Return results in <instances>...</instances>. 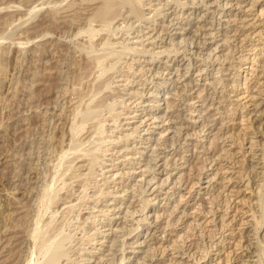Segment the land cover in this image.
Returning a JSON list of instances; mask_svg holds the SVG:
<instances>
[{
    "label": "rangeland",
    "instance_id": "obj_1",
    "mask_svg": "<svg viewBox=\"0 0 264 264\" xmlns=\"http://www.w3.org/2000/svg\"><path fill=\"white\" fill-rule=\"evenodd\" d=\"M31 1L32 0H0V6L2 7L4 5L3 8L0 7L1 8L0 9V28L3 27L2 29L4 31H5V29H4L5 27H6V30L8 29V31H6V32H4L3 30L0 29L1 30L0 31V261H1L0 264H22V263L24 264V263H26V261L28 259H34L36 257V253L33 252L34 248H30L32 245H34L33 239L32 238L29 239V237H31V236H28V235H29V232L31 233V231L33 229V228L32 229H29V228H31V226L33 227V224L36 223V220H38L37 217L39 216L41 211L43 212V214L42 213L40 214V215H42V217L39 216L40 217L39 218L40 223H43L46 221V219H49L52 216L51 214L57 213V215L56 214L55 215L58 218L61 217V221H60V219L58 220V218L55 217V220L56 219L58 220V221H55V225L60 226V224H63L62 227H64V228H62V231H63V229H65L64 230L65 232L63 231V233L65 234V236L68 235L67 236L68 239H67V237L65 239L68 241L70 238L72 239V240L70 239L69 243L65 239L63 241V247L65 248L66 251L69 250L70 253H68V251H67V257L68 258L67 257L62 258L61 263L64 260V262H67L68 264L69 263L72 264V262H73V264H82V263L83 264H94V263H97L99 258H100L101 262L99 261L97 264H105L106 262H107L106 264H108L109 261H110L109 264H118V263L119 264H164V263L165 264H175V263L176 264H195V263L196 264L197 263L198 264H210V263L211 264H217V263L223 264L225 261L226 262L224 264H226V263L227 264H233V263L234 264H249V263L250 264L251 263L257 264V260H258V258H260V256H261V260L264 262V259H263L264 258V234H263L264 233V229H263L264 228V219L262 220V223H260L261 225L260 224L258 225L260 227L259 230H258V226L255 227V224L253 223V222H255V221H253V219L256 218L257 216H259V214L261 213V210L264 208V204H263L261 209H260V205H258L259 195L261 196V192H263V194H264V189H263V187H264L263 186V184H264V182H263V179H264L263 178V176H264V170H263L264 169V161H263L264 160V155H263L264 154L263 153L264 152V148H263L264 147L263 146L264 145V133H263L264 132V113H263L264 112V83H263L264 82V71H263L264 70V66H263V63H264V58H263L264 57V8H263L264 7V0H253V1L252 0H224V1L223 0H193V1L192 0H165V1L164 0H146V1L142 0V7H143L142 10L144 11L143 12L144 16L146 15L145 18H141L139 20L135 19L134 16L132 17V15H130L128 13L127 9L124 8V9H122V12H121V15H123L122 16L123 18L120 15L118 17L119 19L117 18L118 20L117 19L115 20L116 23L115 22L113 23L115 26L118 24L121 27L115 31L116 34L109 35L110 36L109 37L106 32H100V31L96 32V34L94 35L95 36L94 41H95L97 46H101L100 43L103 42L104 39H107L108 37H109L108 39L111 38V40L113 41L112 42L110 40L111 43L113 44V46H115V48L118 46H119L118 48H121L120 43H122L123 41H125L128 46L134 47L136 45V47L139 49L141 48L142 43H144V44L141 48V52L137 51L135 53V51L133 52V50H129L127 52L122 53L123 55H122V57L120 56V58H121V59H119L120 61L116 60V62H114V61L110 62V63H112V66H113V68L111 69L112 70L111 71L112 72V74H111L112 78H110L112 83L109 87L110 89L107 88V89H105L106 91L105 90H103V92L101 91L100 95L102 98L101 97L100 98L103 100V102L106 101V103H111L112 104L111 107L113 108V106H114L113 111H115V112H113L112 109L108 110L107 107H105V108L103 107L104 109L101 108L102 110H100V111H103V113H102V117H100V116L98 117V120L103 122V128L105 129L103 132L104 133L103 134L104 139L100 142L101 146L99 145V142H97L98 145H97V143L90 144V146H93L94 148H96L95 152L100 154V156H98L99 154H97V157H98L97 161L98 162H97V164L94 165V170H96V171L91 175V177L86 178V176H85V173L87 172L86 163L83 160L84 158L78 157V158H76V160L74 159L73 163L75 166L74 169H75V171L77 170V174L79 176L77 174H75V176H72V174L67 173L66 174L67 177H63V178L66 181H69L68 183L63 178L59 179L56 177V171H55V173H53V171H54L53 169H55L56 166H54V164H52V163L54 162L56 164V162H57V166L62 163V161L59 159V157H60L59 150L61 151L62 149L67 148L68 142H70L69 138H71V136H70L71 133H70V129H69L70 126H68V125H70V121H69L70 119H71V122H72V119L74 120V116L70 117V115L72 113H73L72 115H74V112H73L74 111V109H73L74 104L72 105V103H74V99H73L74 93H72L73 89L69 88V86L73 84V81L75 82V73L77 71L78 66L80 65V62L82 65V63L85 61L84 53L83 52L81 53V51L79 49H77V47H79V44L84 42L87 38V35L84 34V32L82 33V30H81V33L84 34L85 39L82 37L83 35L79 34L77 31H78V29L79 30H80V28L83 29L86 26L84 20H85V17H87L88 12H89L88 10L86 11V9L90 7L91 2L86 5V4L82 3L83 1H86V0H82V1L81 0H78V1L73 0V3L77 1L76 2L77 4L76 3L74 4V9L78 12L77 13L75 10H72L73 12L71 10H68V11L63 10L64 12L62 11L64 6L66 7V5L69 4L68 2L72 3V0H69V1L68 0H62V1L61 0L60 1L59 0H55V1H53V0L52 1L51 0H42L40 2H38V0L37 1L34 0L32 2L33 6H30V5H32ZM63 1H64V3H63ZM41 2L43 5L41 4ZM43 2H45V3L49 2L48 6L44 5ZM79 2H81L82 4L81 3L79 4ZM165 2H167V3H165ZM5 3L7 5L10 3V5L7 6L8 8L5 6L6 5ZM25 3H26V5H25ZM38 3H40L41 5H39ZM13 4H14V6H12ZM28 4H30V5H28ZM34 4H36V5H34ZM37 4L43 8L40 9V7H37ZM58 4H60V5H58ZM64 4H66V5H64ZM83 5H85V6L81 7ZM15 6H17V7H15ZM26 6H28V7H26ZM51 6H55V9H57V8L61 9L63 7L61 10H59L62 12H59L58 9L56 12L54 7L52 8ZM4 7H6V8H4ZM18 7H21V8L18 9ZM76 7L77 8L80 7L79 8L80 10L79 9L77 10ZM153 7L154 8L157 7L158 9L157 8L154 9ZM179 7H181V8L179 9ZM34 8L37 10V12H34V10H31ZM82 8L84 9L83 11H81ZM39 9H40V11H38ZM50 9H52V10H50ZM153 9H154V11H153ZM53 10H55V12L58 14V16L53 12ZM156 10L157 11L159 10V12L158 13L155 12ZM23 11L24 12L27 11L28 13L27 12L24 13L25 16H27V17L25 18V16H23L24 20H22L23 21L22 22L21 19H23V17L21 15L23 14ZM30 11H33L34 13H31ZM191 11H192V13H191ZM67 12H72L73 14L68 13L70 15V16H68ZM75 12L77 13V15ZM124 12L128 13L127 17H126ZM149 12H151V14ZM154 12L156 15L154 14ZM201 12H202V14H201ZM26 13L29 15H27ZM53 13H54V16H57L56 17L57 22L55 20L56 18L54 19V18H52L54 16H51V15H53ZM74 13H75L76 17L74 15ZM30 14H33V16L34 15H36V16L33 17ZM61 14H62V16L64 15L63 18L69 17V18H66L69 21L66 19H62ZM83 14H87V15L85 16ZM163 14L164 15L166 14V15L164 16ZM71 15L74 16L75 18L74 17L71 18ZM147 15H149V16H147ZM151 15H153V16H151ZM157 15H158V17H157ZM28 16H32L34 19L31 17H28ZM174 16H175V18H174ZM241 16L242 17L245 16V17L242 18ZM50 17H51V20H50ZM151 17H152V19H151ZM60 18H61V20H60ZM146 18L148 20H146ZM25 19H27L29 22H27V20L25 21ZM71 19H73V21ZM232 19H233V21H232ZM64 20H66V22H64ZM120 20H122V21H120ZM130 20H132V21H130ZM136 20H137V23H136ZM225 20L227 22H225ZM82 21H84L85 26L83 25ZM129 21L131 24L129 23ZM148 21H151V22H148ZM244 21H245V23H244ZM58 22H60V23H58ZM123 22H126V23H123ZM134 22L137 25H135ZM22 23H25V24L23 25ZM70 23H72V24H70ZM122 23L125 24L124 27H123ZM127 23L129 26H127ZM18 24L20 26H17ZM78 24H80V25H78ZM244 24L246 25V27ZM6 25H9V26H6ZM12 25L14 26V28ZM79 26H80V28H79ZM242 26H244V27H242ZM127 27H130V28L127 29ZM126 29H127V31H126ZM129 29H132V30H129ZM160 29H162V30L160 31ZM11 30L12 31L14 30L13 34L10 33ZM128 30L131 31L130 34H128L129 33ZM144 31H145V33H144ZM156 31H157V33H156ZM1 32H3V34ZM7 32H9V36H11V34H12V37L14 39L11 37H7L8 36L6 34ZM126 32H128V33L126 34ZM235 32H236V34H234ZM41 33H42V35H41ZM118 33H120V34H118ZM139 33H140L141 37H139ZM209 33H210V35H209ZM1 34L3 36L7 35L6 37H4L5 40L3 39ZM39 34H40V36H39ZM145 34H146V36H145ZM211 34L213 35L212 37H211ZM36 35L39 37H37ZM117 35H118V37H120V39L117 37ZM127 35L130 37H128ZM41 36H42V38H41ZM96 36H97V38H96ZM115 36H116V39H114ZM191 36H193L194 38ZM224 36L226 37V39H229V40L224 39L225 38ZM242 36L243 37L247 36V38L246 39L244 38V40H243ZM250 36H252V37H250ZM7 38H9V39H7ZM16 38L19 40H17ZM20 38L22 40H20ZM23 38L26 40H24ZM80 38L81 39L83 38V40H81ZM101 38H104V39H101ZM140 38L143 41V42L141 41L142 43H140V40H141ZM186 38H188L189 41ZM98 39H99V42H98ZM100 39H101V41H100ZM131 39H134V41L132 40V42H131ZM168 39L170 40V42ZM1 40H2V42H1ZM12 40H14V42H12ZM15 40H17V41H15ZM23 40L26 42L25 44H24V42H21ZM77 40H78V42L81 40V42L78 43ZM116 40H117V42H115ZM127 40H130V41H127ZM149 40H151L150 45H149ZM136 41H138V42H136ZM181 41L184 43H182ZM190 41H191V43H189ZM125 42H123V43L125 44ZM152 42H154V43H152ZM223 42H224V44H223ZM20 43L23 44L24 47ZM115 43H117V44H115ZM171 43L173 46L170 45ZM226 43H228V44H226ZM18 44H20V46ZM155 44H158V45H155ZM184 44H185V46H184ZM165 46H167L166 47L167 54H166V52H164ZM198 46H200V48ZM118 48H116L115 50H119ZM230 48H232V49H230ZM193 49H194V52H193ZM225 50H227V51H225ZM228 50L230 53L228 52ZM78 52H80V53H78ZM147 52H149V53H147ZM239 52H241V53H239ZM236 53H238V54H236ZM222 54H225V55L222 56ZM227 54H230L231 56L227 55ZM133 55H134V58H133ZM159 55H161V57ZM198 55H200V56H198ZM126 56H128V57H126ZM214 56H216V57L214 58ZM241 56H242V58H241ZM80 57H81V59L83 57L82 61H79ZM200 57H202V58H200ZM188 58H190V59H188ZM71 59H73V60H71ZM242 59H244V60L242 61ZM121 60L123 63L121 62ZM77 61L79 62V65L76 64V63H78ZM118 61H119V63H118ZM127 61H129V63ZM131 62H133V63L131 64ZM119 64H121V65H119ZM127 64H129V66ZM130 64L133 66L132 68H131ZM118 65H119V68H118ZM122 65H124V66H122ZM233 66H235V67H233ZM129 67L132 69V71ZM201 67H203V68H201ZM116 68H118V69L116 70ZM180 68H182V69H180ZM126 69L128 70V72L131 71V74L128 72L126 73V71H127ZM129 69H130V71H129ZM136 69H138V70H136ZM183 69H185V70H183ZM186 69H188V71ZM221 69L222 70L224 69L225 71L224 70L222 71ZM113 70H116L117 73H116V71H113ZM118 70L120 71V73H118L119 72ZM136 71H138V73H136ZM124 72L126 73V75H124L125 74ZM67 73H69V74H67ZM184 73H186V74H184ZM140 74H142V75L140 76ZM119 75H120V77H119ZM68 76H70V78H68ZM123 79L124 80L126 79V80L124 81ZM176 79H178V80H176ZM219 79H222V80L218 81ZM130 80H131V82H130ZM233 80H234V82H233ZM221 81L223 82V84ZM122 82L124 84L125 83H127V84L123 85ZM116 83L117 84L120 83V84L116 85ZM163 83H164V85H163ZM213 83H215V84H213ZM233 84H236V89H235L236 91L235 92L231 91V85L233 86ZM113 85H114V87H113ZM121 85L124 87V89ZM65 86H67V87H65ZM70 87H73V85ZM111 87H112V89H111ZM182 88H183V90H182ZM223 88H225V89H223ZM71 89H72V92H71ZM130 89H131L130 93L132 92L133 94L129 93ZM217 89H219V90H217ZM116 90H118V91H116ZM208 90H209V92H208ZM124 91H126V92H124ZM133 91H135V92H133ZM70 92H71V95L73 94L72 96L70 95ZM177 92L179 93V95ZM229 92H230V95H228ZM124 93H126L127 95ZM134 93H135V95H134ZM110 94L112 95V98H111ZM235 94H237V96H235ZM113 95H115V96H113ZM125 95H126V97H125ZM240 95H241L242 99L240 98ZM246 95H248V97ZM69 96L71 98V101H68V100H70ZM103 96L106 98H104ZM199 96H201V97H199ZM238 96H239V98L236 99ZM252 96H255V97L252 98ZM115 97L117 99L118 98L119 99L118 100L114 99ZM121 97L122 98L124 97L123 100ZM109 98H111V99H109ZM109 100H111V102ZM112 100H114V101H112ZM159 100H160V102H159ZM170 100H171V103H170ZM237 100H239V101H237ZM123 101L127 102L125 108L123 107V106H125ZM70 102H71V104H70ZM116 102H117V104H116ZM122 102H123V104H122ZM164 102H166V103H164ZM114 103L116 105H114ZM254 103L257 104L258 107H256L257 105L255 106ZM233 104H234V107H233V111H232L231 108H232ZM70 105H72L73 107L71 106L72 108L71 107L69 108ZM127 105L129 108L127 107ZM169 105H172V106H169ZM166 106H169L170 109L166 108ZM121 107H123L124 110ZM69 109H70V112L68 111ZM118 109H119V112H118ZM116 111H117V113H116ZM140 111L142 113H140ZM108 112H109V114H108ZM127 112H128V114H127ZM210 112H211V114H210ZM120 113H121V115H123L122 117H121ZM216 113H217V115H215ZM260 113H262V114H260ZM100 114H101V112H100ZM103 114L105 116H103ZM132 114H133V116H132ZM128 115H129V117H127ZM115 116L116 117L119 116V117L116 118ZM104 117H107V118L105 119ZM137 117H139V118H137ZM192 117H193V119H192ZM203 117H206V118L209 117V118L206 119ZM119 118H121V119L119 120ZM66 119H67V121H66ZM123 119H125V120H123ZM104 120H105V122H104ZM201 120H202V123L203 122H205V123L202 124ZM106 121H108L107 124L109 125V127H107L108 125L106 124ZM112 121L114 123H117V124L120 123L121 125L119 124V126H117V124H114V126H117L114 128L113 124H111ZM128 122H129L130 126H128ZM146 122H147V126H145ZM92 123L94 124V121L88 122L87 123L88 125L87 124L85 125L86 128H84L85 130L83 129L84 133L81 132L82 133L80 136L81 139L86 141L87 138L93 136V132H92L93 127L91 126V125H93ZM124 123H126L127 125ZM154 123H155V125H154ZM175 124H176V126H175ZM256 124H257V126H256ZM221 125H222V127H221ZM87 126H89L90 128H88ZM134 127L135 128L137 127V128L135 129ZM67 128L69 130L68 131L69 133H67ZM87 128L91 129V131L86 130ZM120 128H121V130H120ZM178 128H179V130H178ZM225 128H227V129H225ZM110 129H111V131H110ZM107 130H109V131H107ZM132 130H133V132H132ZM194 130H195V133H193ZM85 131H87V132L90 131V133L89 132L87 133ZM130 131L132 132L133 135L131 134ZM140 131H142V132H140ZM137 132H138V135H137ZM231 132H232V134L236 140V143H233V144H232L233 140H231L233 138V136H232V138L228 137L229 135H231V134H229ZM213 133H214V135H213ZM68 134H70V135H68ZM84 134L87 138L84 137ZM88 134H90V135H88ZM105 134H107V135H105ZM123 134L129 135L128 138H126L127 135H125V137H120V136H124ZM176 134H178V135H176ZM226 134H228V135H226ZM157 135L158 136L161 135V136L158 137ZM173 135H174V138H172ZM67 136H68V140H67ZM114 136L115 137L117 136V137L115 138ZM151 136H153V137H151ZM213 136L218 138V139H216L214 137L216 139V142H211L212 140H214ZM236 136H237V138L239 137L238 139L241 138L240 141H238ZM118 137H120V138H118ZM61 138H63V141L61 140ZM105 138H106V140H105ZM124 138H126V140ZM59 140L62 142V144H60ZM113 140H114V143H113ZM117 140H118V142H116ZM171 140H172V142H171ZM121 141H123V142L121 143ZM126 141H127V143H124ZM63 142H65V143H63ZM237 142L240 143V145H239L240 149H236V148H238V147H236L238 145ZM102 143H103V145H102ZM119 143H121V144H119ZM155 143H156V146L154 145ZM180 143H181V145H180ZM63 144H64V146L61 147ZM209 144H211V145H209ZM216 144L219 147H221L223 145L221 147V149H231L232 152L236 151V153L233 154V156L230 159H227L223 156V154H222L223 152H221L224 150H221ZM260 144H263V145L260 146ZM65 145H67V146L65 147ZM105 145H106V148L108 150L106 148L104 150L102 149ZM168 145L169 146L171 145V146L169 147ZM227 145H228V147H227ZM59 146H60V148H59ZM108 146H109V148H108ZM113 146H115V147H113ZM208 146L210 149H208ZM260 147H262L263 150ZM111 149L112 150L114 149V151L112 152ZM140 150H142V153ZM219 150H220V152H219ZM110 151H111V153H110ZM150 152H151V154H150ZM196 152H197V154H196ZM200 152H201V154H200ZM102 153L104 154V156L101 155ZM111 154L114 158L111 156ZM125 155H126V158H125ZM260 155H262L263 157ZM106 156H108V157H106ZM53 157L55 159L58 158V161H54L55 159ZM100 157H102V158H100ZM104 157H106V158H104ZM261 157H262V159H261ZM80 158L83 160V162ZM122 158H123V160L126 159V161L124 160V162H122L121 161ZM52 160H53V162H52ZM107 160H109V161H107ZM173 161H174V164H173ZM238 161H239V163H238ZM99 162H101L100 163L101 165L99 164ZM50 163L52 164V167H51ZM82 163H84L85 167L82 165ZM148 163H149V165H148ZM102 164L104 167L102 166ZM104 164H106V165H104ZM109 164H110V166H109ZM114 164H116V165H114ZM201 164H203V167H201L202 166ZM255 164H256V166H255ZM76 165H78V168ZM196 165L198 168H200V167L201 168L198 169L196 167ZM261 165H262V167H261ZM82 166L84 167L83 169H82ZM97 166H99V167H97ZM240 166H243L245 169L244 176H246V177H243L242 179H240L237 176V173H238V170L240 169L239 168ZM96 167L99 169H97ZM105 167L107 169L106 171H105ZM142 167L145 169H143ZM191 167H192V169L189 170V168H191ZM50 168H52V171ZM79 168H81L82 170L81 169L79 170ZM162 168H163V170H162ZM196 170H198V171H196ZM220 170H222V171H220ZM224 170H225V172H224ZM199 171H200V174H199ZM51 173L53 174V176H55L54 179L57 178L56 180H54L56 183L58 182L56 185L53 181V176L52 177L50 176V175H52ZM82 173H83V175H82ZM103 174L105 175L106 178H104ZM113 174H115V175H113ZM194 174H196V176H194ZM45 175H46V177H45ZM99 175L101 178L99 177ZM93 176H95V177H93ZM50 177L52 180H50ZM70 177H71L72 181L70 180ZM72 177H74V178L72 179ZM139 177L141 180L139 179ZM178 177H179V179H177ZM224 177H226L225 180L222 179ZM95 178H97L98 181ZM102 178H104V179H102ZM112 178H113V180H112ZM41 179L44 182L45 181L48 182V184H49V181H51V183L53 181V183L52 184L50 183L48 186H50V185L51 186L52 185L57 186L58 185L57 190H59V191H57L58 193L56 194V196H57V198L59 197L60 201H59V199H55L56 202L55 201L50 202L49 203L50 206L49 205H48L49 207L46 206V208L48 207L47 210H45L46 209L45 207L40 208V207H42V205H41V203H39L40 202L39 199L41 200V197H42V196L41 197H39V196L45 190V189L43 190V188L41 186L43 185L44 188H46L45 186H47L46 182H45V184H43L44 182ZM47 179L49 181H47ZM85 179H88V180L85 181ZM89 179H92V180H89ZM108 179H110L112 181L110 182ZM135 179H137L138 181L137 180L135 181ZM195 179L198 180V182ZM209 179H210V181H209ZM214 179H215V181H214ZM60 180H63V181H60ZM73 181L77 185L74 184ZM62 182L64 183V185ZM81 182H83L85 184H83ZM86 182H87V184H90V185H87ZM147 182H149V183L147 184ZM258 182L259 183L261 182L260 183L261 186H259L260 184ZM178 183H179V185H178ZM70 184L72 185V187ZM81 184L83 185L85 190L82 189L83 187L80 186ZM105 184H107L108 186ZM255 184H256V186H255ZM101 185H103L105 187H102ZM152 185H153V187H152ZM222 185H224V186H222ZM55 186L53 188H56ZM85 186L86 187L89 186V187L86 189ZM38 187H40L41 191L42 190L43 191L41 192ZM79 187H80L81 191L83 190L82 191L83 193L81 191L79 192V190H78ZM90 187L93 189H91ZM94 187H95V190H94ZM100 187H101V189L99 190ZM257 187L258 188L261 187V188H259L260 189L259 192L257 191L258 190ZM60 188H62L63 191L62 190L60 191ZM65 188H66V190H65ZM69 188H71L70 192L73 194L68 193ZM103 188H104V190H102ZM142 188H143V190H142ZM255 188H257V190ZM73 189H74V191L72 192ZM106 189L108 191L110 190L109 191L110 194L107 192ZM86 190H87V192H85ZM94 191L97 193H95ZM98 191H100L101 194L104 193L103 194L104 196L103 195L100 196L101 194L98 193ZM253 191H255V192H253ZM36 192H37V194H35ZM59 192H60V194H59ZM106 192L108 195L106 194ZM257 192H258V194H257ZM84 193L85 194L87 193V194L85 195ZM69 194H70V196L72 195L73 197L72 196L70 197ZM83 194L85 195V197L87 196V198H85L83 196ZM95 194H97V195L95 196ZM98 194H100V195H98ZM263 194L261 196V197H263L262 200H264ZM63 195H64V197H63ZM88 196H90V197H88ZM91 197L92 198L96 197L98 199H96V198L92 199ZM67 198L69 200H67ZM78 198H80V200ZM82 198H83V200H82ZM90 198L92 199V201ZM147 198L149 199L148 200L149 203L146 200ZM210 198H212V199H210ZM74 199L76 202L79 201V203L77 202L78 206H77L76 202H74ZM256 199H258V200H256ZM72 200H73V205L71 206L70 204L72 203ZM93 200H95V201H93ZM96 200H98V202ZM226 200L227 201L229 200V201L227 202ZM37 201H38L39 205L35 206V204H37ZM80 201L82 203H85V206L87 204V206L85 207L84 205H81ZM129 201H130V204L128 203ZM87 202L89 203V205ZM131 202L133 205L131 204ZM197 202H199V203H197ZM225 202H227V203H225ZM253 202H256L257 205ZM68 203H69V205H68ZM95 203H97V205ZM194 203L198 204L199 206L194 205ZM220 203H223L224 205L220 204ZM74 204H75L77 209L75 208ZM57 205L60 206V209L62 206L64 207V210L68 209L70 214L68 215V212L66 210L64 211L63 207L61 209L63 211V213H61L62 212L61 210H57V208H59ZM64 205H66L68 207L71 206L70 209L71 210L73 209L72 211H75V213L74 212L72 213V211L69 210V208L65 207ZM81 206L82 207L84 206L83 207L84 209ZM90 206H92V207H90ZM174 206H176V207H174ZM54 207H56V208H54ZM78 207H81L83 210L81 208L78 209ZM115 207H117V208H115ZM197 207H198V209H197ZM36 208L38 211H40L41 209L42 210L40 212H38L36 210ZM134 208H136V209H134ZM210 208H211V210H210ZM74 209H76V210H74ZM225 209L228 213L226 216H225ZM43 210L46 211L45 214H44ZM54 210L59 211V212H56ZM258 210L260 211L259 214L257 213V212H259ZM34 211H35V213H30V212H34ZM76 211L79 212L80 215ZM181 211H182V213H181ZM253 211H257V212H253ZM171 212H173V213H171ZM243 212H244V214H243ZM48 213L51 215L49 218H48V216H49ZM126 213H128V214H126ZM31 214H33V215H31ZM34 214L35 215L37 214L38 216L37 215L35 216ZM62 214H64V217ZM65 214H66V216L68 215L69 217L67 216V218H65L66 217ZM91 214H93V215H91ZM188 214H190V215H188ZM232 214H233V216H232ZM252 214H255V215H252ZM88 215H91V216L89 217ZM94 215L96 216V220L92 219V218H95ZM29 216L30 217L32 216V218L30 219ZM34 216L36 217L35 221L32 220L33 218H35ZM54 216H53V218H54ZM72 216H75L76 219H74L75 217H72ZM143 216H145V219H142ZM221 216L222 217L225 216L224 219L227 220V221H225L226 223L229 222V225L226 224L227 227H225L224 224L222 226V220H221L222 217ZM62 217H63V220H62ZM83 217L85 218V220L87 217L90 220L88 221V218H87V220L85 221L86 223H85ZM211 217H212V219H211ZM42 218H44V219L42 220ZM80 218L82 220H80ZM68 219L69 220L71 219L72 223H71V221H68ZM141 219H142V221H141ZM241 220H243V221H241ZM82 221L84 222L83 226H82V223H83ZM90 221H92V222H90ZM31 222H33V223H31ZM76 222L79 224H77ZM87 222L90 224H88ZM68 223H70V225ZM126 223L129 224V226ZM91 224H93V225H91ZM187 224H189V225L187 226ZM192 224L193 225L196 224V225L193 226ZM65 225H67V226L65 227ZM77 225H80L79 226L80 228L78 227L80 229V231L78 230ZM183 225H185V226H183ZM28 226H29V228H28ZM84 226H85V228H83ZM123 227H125V228H123ZM194 227H198V228H194ZM68 228H70V229H68ZM128 228H130V229H128ZM216 228H217V230H216ZM223 228H224V230H223ZM81 229H82V232H81ZM189 229H191V230H189ZM112 230L113 231L115 230V231L113 232ZM130 230H131V232H130ZM164 230L165 231L167 230V231L165 232ZM231 230H233V232L231 235H229ZM238 230L240 233L238 232ZM77 231H79V232H77ZM183 231H184V233H183ZM24 232L26 233L27 236L25 235ZM128 232H129V234H127ZM260 232H262V233H260ZM69 233L70 234L72 233L71 234L72 236L69 235ZM195 233H196V235H195ZM207 233L209 234V236ZM222 233H223V235H222ZM73 234H75L76 236L74 235L75 236L74 237ZM85 234L88 236H86ZM178 234L181 236H179ZM82 236H84L83 237V238H85L84 240H83ZM246 236H247V238H246ZM178 237H180V238H178ZM118 238H119V240H118ZM185 238H187V239H185ZM256 238H257V241H256ZM75 239H76V242H75ZM204 239H206V240H204ZM73 240H74V242H73ZM200 240L202 242H204V241L205 242L202 243ZM222 240L225 242V243L223 242L224 244L221 243ZM246 240L248 241V243L246 242ZM109 241H111L112 243H109ZM254 241H255V243H254ZM31 242H32V245H29V243L31 244ZM77 242H78V244H77ZM83 242H86V243H84V245H86V246L83 245ZM89 242H90V244H89ZM139 242L140 243L142 242V244H140ZM179 242H181V243H179ZM191 242H193V243H191ZM256 242L257 243L260 242V243L257 244ZM76 244L78 245L77 247H76ZM91 244H93V245H91ZM215 244L216 245L218 244V245L215 246ZM238 244L240 247L237 246ZM26 245H28L30 247L28 248V246H26ZM168 245H169V247H168ZM180 245H182V246H180ZM212 245H214V246H212ZM223 245H225V246H223ZM66 246L68 248L69 247L70 248L66 249L67 248ZM222 246H223V248H222ZM82 247H84V248H82ZM186 247H188V248H186ZM216 247H218V248L221 247L223 250L218 253L217 252L218 250H216ZM260 247L263 249H261ZM86 248H87V250H86ZM165 248H166V250H165ZM174 248H176V249H174ZM259 248L261 249L260 252H259ZM30 249H31V251H29ZM72 249L74 251H72ZM90 249H92V250H90ZM27 250H28V252H27ZM108 250H110V251H108ZM196 251L198 252V254ZM25 252L27 255L25 254ZM31 252L34 254V256ZM89 252H90V254H89ZM93 252H94V254H93ZM261 252L263 255L260 254ZM19 253H21V254H19ZM189 253H190V255L192 253L193 254L190 256V255H188ZM29 254H31V255H29ZM146 254H148V255H146ZM257 254L260 256L255 257V256H257ZM25 255L30 256V257H26ZM24 256L26 259L24 258ZM31 256H33V257H31ZM85 257H86V259H85ZM195 257H197V259ZM198 257H199V259H198ZM80 258H82V259H80ZM120 258H122V259H120ZM123 258H124V260H123ZM226 258H227L228 262H227ZM236 259H239V260H236ZM175 260H176V262H175Z\"/></svg>",
    "mask_w": 264,
    "mask_h": 264
},
{
    "label": "bare ground",
    "instance_id": "obj_2",
    "mask_svg": "<svg viewBox=\"0 0 264 264\" xmlns=\"http://www.w3.org/2000/svg\"><path fill=\"white\" fill-rule=\"evenodd\" d=\"M34 0H32L31 1V4H32V2H33ZM37 1V0H36ZM35 1V2H36ZM40 1H42V0H38V2H40ZM52 1V0H51ZM53 1H55V0H53ZM60 1V0H59ZM62 1V0H61ZM69 1V0H68ZM78 1V0H77ZM76 1V2H77ZM82 1V0H81ZM146 1V0H145ZM165 1V0H164ZM193 1V0H192ZM224 1V0H223ZM253 1V0H252ZM30 2V1H29ZM76 2H74L73 3V0H72V3L71 2H68L69 4L68 5H66V4H64V5H66V7L64 6V8L62 9V11L64 10H75L74 9V4L76 3ZM91 2V3H90ZM185 2V1H184ZM235 2V1H234ZM8 3V2H7ZM44 3V5H47L48 6V3H45V2H43ZM58 3V2H57ZM63 3H64V1H63ZM62 3V4H63ZM81 2H79V4H80ZM83 4H88V3H90L91 5H90V7L89 8H85L86 9V11L88 10L89 12H88V15L87 14H83V15H87V17H85V24H86V26L84 25V21H82L83 22V25L85 26L83 29H81L80 28V26H79V28H80V30L78 29V33L79 34H82L83 32H84V34H86L87 35V38H86V40L84 41V42H82L81 44H79V47H77V49H79L80 51H81V53L83 52L84 53V55H85V61L82 63V65H81V62H80V65H79V62L78 63H76L77 65H79L78 66V68H77V71H76V73H75V82L73 81V87H70V86H72V85H70L69 86V88H72L73 89V92H72V89H71V92L72 93H74V103H72V105L74 104V115H70V117H72V116H74V120L72 119V122H71V119L69 120L70 121V125H68V126H70V133H71V135L70 134H68V135H70L71 136V138H69L70 140V142H68V147L67 148H64V149H62L61 151L59 150V152H60V157H59V159L62 161V163L61 164H59L58 166H57V162H56V164L53 162V160L55 159L54 157V159L52 160V164H54V166H56V170L55 169H53L54 171H53V173H55V171H56V177L57 178H59V179H61V178H63V177H67V173H70V174H72V176H75V174H77V170L75 171V169H74V163H73V161H74V159L76 160V158H78V157H82V158H84L83 160H84V162L86 163V169H87V172L85 173V176H86V178H88V177H91V175L96 171V170H94V165L95 164H97V154H99V153H96L95 152V149L96 148H94L93 146H90V144H92V143H97V142H99V145L101 146V141L104 139V128H103V122L102 121H100V120H98V117L100 116V117H102V113H103V111H100V110H102L101 108H105V107H107L108 108V110L110 109H112V111H113V108H114V106H113V108L111 107V103H106V101L105 102H103V100L101 99L102 97H101V95H100V93H101V91L103 92V90H105V89H107V88H109L110 87V85H111V83H112V81H111V79L110 78H112V76H111V74H112V68H113V66H112V63H110L111 61H114V62H116V60H119V59H121L120 58V56L122 57V53H124V52H127V51H129V50H133V52L135 51V53L137 52V51H140L141 52V48H142V46H143V44L144 43H142L143 41H142V39L140 40V43H142V46H141V48L139 49V48H137L136 47V45L134 46V47H131V46H128L127 44H126V42L125 41H123V42H125V44L123 43H120L121 44V48H118V47H116V48H118L119 50H115L116 48H115V46H113V44L111 43V38L110 39H108L110 36L109 35H114V34H116L115 33V31L116 30H118V28H121L118 24L115 26L113 23L115 22V20L121 15V12H122V9H124V8H126L127 9V11H128V13L130 14V15H132V17L134 16V18L135 19H141V18H145V16H144V11L142 10V0H86V1H83L82 2ZM81 3V4H82ZM149 3V2H148ZM165 3H167V2H165ZM196 3V2H195ZM206 3V2H205ZM204 3V4H205ZM229 3V2H228ZM237 3V2H236ZM254 3V2H253ZM252 3V4H253ZM6 4V3H5ZM12 4V3H11ZM39 5H41L42 4V2H41V4L40 3H38ZM37 4V7H40V9L41 8H43V7H41V6H39ZM61 4V3H60ZM60 4H58V5H60ZM77 4V3H76ZM178 4V3H177ZM191 4V3H190ZM255 4V3H254ZM8 5H10V3L8 4ZM7 4L5 5L6 7L8 6ZM22 5V4H21ZM24 5V4H23ZM25 5H26V3H25ZM24 5V6H25ZM28 5H30V4H28ZM34 5H36V4H34ZM43 5V4H42ZM145 5V4H144ZM150 5V4H149ZM148 5V6H149ZM163 5V4H162ZM180 5V4H179ZM189 5V4H188ZM217 5V4H216ZM215 5V6H216ZM4 6V5H3ZM3 6L1 7V8H3ZM12 6H14V4L12 5ZM30 6H33V4L32 5H30ZM85 5H83V6H81V7H84ZM147 6V7H148ZM154 6V5H153ZM158 6V5H157ZM241 6V5H240ZM254 6V5H253ZM6 7H4V8H6ZM10 7V6H9ZM15 7H17V6H15ZM26 7H28V6H26ZM36 7V6H35ZM52 8L54 7V9H55V6H51ZM50 7V8H51ZM78 7V6H77ZM76 7V8H77ZM150 7V6H149ZM164 7V6H163ZM167 7V6H166ZM207 7V6H206ZM249 7V6H248ZM0 8V9H1ZM8 8V7H7ZM19 8H21V7H18V9ZM32 8V7H31ZM46 8V7H45ZM80 8V7H79ZM79 8H77V10L79 9ZM154 8V7H153ZM155 8H157V7H155ZM154 8V9H155ZM181 7H179V9H180ZM237 8V7H236ZM247 8V7H246ZM250 8V7H249ZM264 8V7H263ZM38 9V8H37ZM40 9L38 10V11H40ZM47 9V8H46ZM58 9V8H57ZM57 9H55L56 10V12H57ZM60 8L58 9V11L59 10H61ZM150 9V8H149ZM154 9H153V11H154ZM158 9V8H157ZM164 9V8H163ZM242 9V8H241ZM26 10V9H25ZM28 10V9H27ZM31 10H34V12H37V10L34 8V9H31ZM36 10V11H35ZM50 10H52V9H50ZM55 10H53V12L58 16V14L55 12ZM80 10V9H79ZM84 9L82 8V10L81 11H83ZM151 10V9H150ZM250 10V9H249ZM22 11V10H21ZM20 11V12H21ZM62 11H59V12H62ZM63 11V12H64ZM76 11V10H75ZM172 11V10H171ZM248 11V10H247ZM25 12H27V11H25ZM24 11H23V14L21 15L22 17L23 16H25V13ZM31 13H34L33 11H30ZM29 12V13H30ZM51 12V11H50ZM58 12V13H59ZM73 12V11H72ZM72 12H67V15L68 16H70L68 13H70V14H73ZM77 12V11H76ZM75 12V13H76ZM85 12V11H84ZM155 12H159V10L157 11H155ZM155 12H154V14H155ZM203 12V11H202ZM202 12H201V14H202ZM28 13V12H27ZM26 13V14H27ZM54 13H53V15H51V16H54ZM75 13H74V15H75ZM78 13V12H77ZM77 13H76V15H77ZM81 13V12H80ZM125 13V12H124ZM128 13H125V15H126V17L128 16L127 14ZM150 14H151V12H149ZM163 13V12H162ZM180 13V12H179ZM191 13H192V11H191ZM211 13V12H210ZM229 13V12H228ZM37 14V13H36ZM63 14V13H62ZM62 14H61V16H62ZM65 14V13H64ZM175 14V13H174ZM196 14V13H195ZM220 14V13H219ZM262 14V13H261ZM27 15H29V14H27ZM30 15H32L33 16V14H30ZM76 15H75V17H76ZM79 15V14H78ZM81 15V14H80ZM156 15V14H155ZM162 15V14H161ZM164 15V14H163ZM166 15V14H165ZM164 15V16H165ZM180 15V14H179ZM178 15V16H179ZM217 15V14H216ZM32 16H28V17H31V18H33V17H35L36 15H34L33 17ZM50 16V15H49ZM57 16H54V17H52V18H56ZM64 16V15H63ZM63 16H62V19H66V18H69V17H66V18H63ZM123 15H121V17H122ZM147 16H149V15H147ZM151 16H153V15H151ZM163 16V17H164ZM21 17V18H22ZM27 16H25V18H26ZM72 17H74V16H72L71 15V18ZM74 17V18H75ZM157 17H158V15H157ZM162 17V16H161ZM219 17V16H218ZM242 17V16H241ZM245 17V16H244ZM244 17H242V18H244ZM82 18V17H81ZM123 18V17H122ZM125 18V17H124ZM174 18H175V16H174ZM196 18V17H195ZM199 18V17H198ZM34 19V18H33ZM119 19V18H118ZM117 19V20H118ZM126 19V18H125ZM129 19V18H128ZM127 19V20H128ZM133 19V18H132ZM151 19H152V17H151ZM235 19V18H234ZM22 20H24V17H23V19H21V21ZM27 19H25V21H26ZM30 20V19H29ZM32 20V19H31ZM50 20H51V17H50ZM56 20V22H57V18L55 19ZM60 20H61V18H60ZM66 20H68V19H66ZM66 20H64V22H66ZM72 21H73V19H71ZM70 20V21H71ZM79 20V19H78ZM77 20V21H78ZM143 20V19H142ZM146 20H148L147 18H146ZM154 20V19H153ZM162 20V19H161ZM20 21V22H21ZM53 21V20H52ZM63 21V20H62ZM69 21V20H68ZM76 21V20H75ZM81 21V20H80ZM120 21H122V20H120ZM130 21H132V20H130ZM130 21H129V23H130ZM144 21V20H143ZM152 21V20H151ZM151 21H148V22H151ZM155 21V20H154ZM232 21H233V19H232ZM23 22V21H22ZM27 22H29L28 20H27ZM81 22V23H82ZM153 22V21H152ZM181 22V21H180ZM187 22V21H186ZM225 22H227L226 20H225ZM241 22V21H240ZM58 23H60V22H58ZM62 23V22H61ZM73 23V22H72ZM72 23H70V24H72ZM79 23V22H78ZM116 23V22H115ZM119 23V22H118ZM123 23H126V22H123ZM122 23V24H123ZM136 23H137V20H136ZM141 23V22H140ZM154 23V22H153ZM242 23V22H241ZM244 23H245V21H244ZM23 25L25 24V23H22ZM52 24V23H51ZM56 24V23H55ZM120 24V23H119ZM121 24V25H122ZM131 24V23H130ZM134 24H135V22H134ZM133 24V25H134ZM144 24V23H143ZM10 25V24H9ZM9 25H6V26H9ZM64 25V24H63ZM78 25H80V24H78ZM124 25L125 24H123V27H124ZM132 25V26H133ZM135 25H137V24H135ZM147 25V24H146ZM161 25V24H160ZM167 25V24H166ZM245 25V24H244ZM11 26V25H10ZM13 26V25H12ZM17 26H20L19 24L17 25ZM62 26V25H61ZM74 26V25H73ZM76 26V25H75ZM115 26V27H114ZM127 26H129L128 25V23H127ZM131 26V25H130ZM139 26V25H138ZM137 26V27H138ZM226 26V25H225ZM182 27V26H181ZM184 27V26H183ZM198 27V26H197ZM201 27V26H200ZM208 27V26H207ZM227 27V26H226ZM242 27H244V26H242ZM245 27H246V25H245ZM3 27H1L0 29L1 30H3L2 29ZM13 28H14V26H13ZM12 28V29H13ZM128 28H130V27H127V29ZM151 28V27H150ZM199 28V27H198ZM5 29V31L4 32H6V31H8V29L6 30V27L4 28ZM75 29V28H74ZM127 29H126V31H127ZM154 29V28H153ZM163 29V28H162ZM162 29H160V31L162 30ZM0 30V31H1ZM81 30H82V33H81ZM122 30V29H121ZM124 30V29H123ZM129 30H132V29H129ZM128 30V32H126V34L128 33V34H130L131 33V31H129ZM134 30V29H133ZM137 30V29H136ZM135 30V31H136ZM159 30V29H158ZM14 31V30H13ZM13 31L11 30L10 31V33H12L13 34ZM80 31V32H79ZM98 31H100V32H106L107 34H108V38L107 39H104V38H101V39H104V41L103 42H101L100 43V45L101 46H97L96 45V43H95V41H94V35L96 34V32H98ZM224 31V30H223ZM48 32V31H47ZM138 32V31H137ZM136 32V33H137ZM143 32V31H142ZM153 32V31H152ZM177 32V31H176ZM232 32V31H231ZM2 34H3V32H1ZM43 33V32H42ZM42 33H41V35H42ZM105 33V34H106ZM144 33H145V31H144ZM156 33H157V31H156ZM181 33V32H180ZM197 33V32H196ZM218 33V32H217ZM261 33V32H260ZM1 34V35H2ZM7 35V37H11V38H13L12 37V34H11V36H9V32H7L6 33ZM46 34V33H45ZM44 34V35H45ZM49 34V33H48ZM84 34H82L83 36V38L85 39V37H84ZM104 34V33H103ZM118 34H120V33H118ZM147 34V33H146ZM146 34H145V36H146ZM149 34V33H148ZM193 34V33H192ZM208 34V33H207ZM220 34V33H219ZM223 34V33H222ZM234 34H236V32L234 33ZM5 35V34H4ZM38 35V34H37ZM36 35V36H37ZM77 35V34H76ZM168 35V34H167ZM166 35V36H167ZM201 35V34H200ZM206 35V34H205ZM209 35H210V33H209ZM215 35V34H214ZM6 36H3L2 35V37H3V39L5 40V38L4 37H6ZM35 36V37H36ZM39 36H40V34H39ZM39 36H37V37H39ZM79 36V35H78ZM105 36V35H104ZM122 36V35H121ZM125 36V35H124ZM128 36V35H127ZM126 36V37H127ZM137 36V35H136ZM143 36V35H142ZM148 36V35H147ZM151 36V35H150ZM169 36V35H168ZM213 35L211 34V37H212ZM244 36V35H243ZM242 36V38H243V40H244V38L246 39L247 38V36H245V37H243ZM1 37V38H2ZM107 37V36H106ZM105 37V38H106ZM117 37H118V35H117ZM128 37H130V36H128ZM139 37H141L140 36V33H139ZM182 37V36H181ZM187 37V36H186ZM191 37H193V36H191ZM198 37V36H197ZM225 37V36H224ZM250 37H252V36H250ZM10 38V39H11ZM19 38V37H18ZM31 38V37H30ZM29 38V39H30ZM41 38H42V36H41ZM83 38L81 39V40H83ZM96 38H97V36H96ZM119 39H120V37H118ZM150 38V37H149ZM153 38V37H152ZM185 38V37H184ZM190 38V37H189ZM194 38V37H193ZM214 38V37H213ZM232 38V37H231ZM241 38V37H240ZM7 39H9V38H7ZM14 39V38H13ZM17 39V38H16ZM24 39V38H23ZM40 39V38H39ZM38 39V40H39ZM101 39H100V41H101ZM114 39H116V36H115V38ZM124 39V38H123ZM128 39V38H127ZM139 39V38H138ZM172 39V38H171ZM186 39H188V38H186ZM224 39H226V37L224 38ZM17 40H19V39H17ZM17 40H15V41H17ZM20 40H22L21 38H20ZM24 40H26V39H24ZM21 41V42H24V44L26 43L25 41ZM32 40V39H31ZM34 40V39H33ZM81 40L78 42V40H77V42L78 43H80L81 42ZM111 40V41H110ZM118 40V39H117ZM117 40L115 41V42H117ZM132 40L134 41V39H131V42H132ZM169 40V39H168ZM173 40V39H172ZM185 40V39H184ZM191 40V39H190ZM193 40V39H192ZM198 40V39H197ZM226 40H229V39H226ZM70 41V40H69ZM127 41H130V40H127ZM142 41V42H141ZM150 41L151 40H149V45H150ZM155 41V40H154ZM180 41V40H179ZM188 41H189V39H188ZM187 41V42H188ZM201 41V40H200ZM239 41V40H238ZM241 41V40H240ZM1 42H2V40H1ZM12 42H14V40H12ZM20 42V41H19ZM75 42V41H74ZM98 42H99V39H98ZM97 42V43H98ZM113 42V41H112ZM119 42V41H118ZM136 42H138V41H136ZM157 42V41H156ZM169 42H170V40H169ZM182 42V41H181ZM197 42V41H196ZM242 42V41H241ZM259 42V41H258ZM32 43V42H31ZM152 43H154V42H152ZM180 43V42H179ZM182 43H184V42H182ZM189 43H191V41L189 42ZM222 43V42H221ZM21 44V43H20ZM20 44H18L19 46H20ZM115 44H117V43H115ZM174 44V43H173ZM177 44V43H176ZM223 44H224V42H223ZM226 44H228V43H226ZM238 44V43H237ZM21 45H23V44H21ZM76 45V44H75ZM139 45V44H138ZM141 45V44H140ZM155 45H158V44H155ZM171 46H173L172 45V43L170 44ZM178 45V44H177ZM181 45V44H180ZM201 45V44H200ZM235 45V44H234ZM184 46H185V44H184ZM23 47H24V45H23ZM74 47V46H73ZM166 47L167 46H165V51L164 52H166ZM175 47V46H174ZM199 48H200V46H198ZM223 47V46H222ZM248 47V46H247ZM254 47V46H253ZM262 47V46H261ZM169 48V47H168ZM171 48V47H170ZM176 48V47H175ZM184 48V47H183ZM234 48V47H233ZM257 48V47H256ZM74 49V48H73ZM149 49V48H148ZM230 49H232V48H230ZM177 50V49H176ZM181 50V49H180ZM222 50V49H221ZM241 50V49H240ZM77 51V50H76ZM143 51V50H142ZM150 51V50H149ZM172 51V50H171ZM225 51H227V50H225ZM236 51V50H235ZM249 51V50H248ZM247 51V52H248ZM71 52V51H70ZM153 52V51H152ZM174 52V51H173ZM176 52V51H175ZM180 52V51H179ZM191 52V51H190ZM193 52H194V49H193ZM207 52V51H206ZM210 52V51H209ZM228 52H229V50H228ZM72 53V52H71ZM78 53H80V52H78ZM139 53V52H138ZM147 53H149V52H147ZM171 53V52H170ZM178 53V52H177ZM201 53V52H200ZM230 53V52H229ZM239 53H241V52H239ZM257 53V52H256ZM262 53V52H261ZM126 54V53H125ZM124 54V55H125ZM143 54V53H142ZM162 54V53H161ZM166 54H167V52H166ZM221 54V53H220ZM233 54V53H232ZM236 54H238V53H236ZM139 55V54H138ZM193 55V54H192ZM195 55V54H194ZM197 55V54H196ZM214 55V54H213ZM223 55H225V54H222V56ZM227 55H230V54H227ZM75 56V55H74ZM136 56V55H135ZM142 56V55H141ZM160 57H161V55H159ZM168 56V55H167ZM170 56V55H169ZM174 56V55H173ZM198 56H200V55H198ZM219 56V55H218ZM221 56V57H222ZM231 56V55H230ZM234 56V55H233ZM256 56V55H255ZM84 57V56H83ZM83 57H82V59H83ZM126 57H128V56H126ZM131 57V56H130ZM140 57V56H139ZM157 57V56H156ZM205 57V56H204ZM207 57V56H206ZM210 57V56H209ZM216 56H214V58H215ZM227 57V56H226ZM133 58H134V55H133ZM136 58V57H135ZM158 58V57H157ZM200 58H202V57H200ZM213 58V57H212ZM233 58V57H232ZM231 58V59H232ZM241 58H242V56H241ZM264 58V57H263ZM82 59H81V57H80V60L79 61H82ZM126 59V58H125ZM144 59V58H143ZM142 59V60H143ZM188 59H190V58H188ZM205 59V58H204ZM209 59V58H208ZM71 60H73V59H71ZM128 60V59H127ZM130 60V59H129ZM134 60V59H133ZM201 60V59H200ZM206 60V59H205ZM220 60V59H219ZM244 59H242V61H243ZM263 60V59H262ZM120 61V60H119ZM119 61H118V63H119ZM131 61V60H130ZM247 61V60H246ZM251 61V60H250ZM113 62V63H114ZM121 62H122V60H121ZM125 62V61H124ZM128 63H129V61H127ZM192 62V61H191ZM219 62V61H218ZM221 62V61H220ZM123 63V62H122ZM121 63V64H122ZM133 62H131V64H132ZM194 63V62H193ZM222 63V62H221ZM238 63V62H237ZM70 64V63H69ZM121 64H119V65H121ZM130 64V65H131ZM217 64V63H216ZM245 64V63H244ZM73 65V64H72ZM114 65V64H113ZM119 65H118V68H119ZM125 65V64H124ZM124 65H122V66H124ZM128 66H129V64H127ZM144 65V64H143ZM179 65V64H178ZM238 65V64H237ZM117 66V65H116ZM127 66V67H128ZM161 66V65H160ZM217 66V65H216ZM215 66V67H216ZM239 66V65H238ZM263 66H264V63H263ZM77 67V66H76ZM121 67V66H120ZM133 66L131 65V68H132ZM183 67V66H182ZM185 67V66H184ZM189 67V66H188ZM233 67H235V66H233ZM75 68V67H74ZM118 68H116V70L118 69ZM124 68V67H123ZM130 68V67H129ZM130 68V69H131ZM162 68V67H161ZM201 68H203V67H201ZM222 68V67H221ZM130 69H129V71H130ZM166 69V68H165ZM177 69V68H176ZM180 69H182V68H180ZM232 69V68H231ZM76 70V69H75ZM116 70H113V71H116ZM127 70V69H126ZM136 70H138V69H136ZM161 70V69H160ZM174 70V69H173ZM179 70V69H178ZM177 70V71H178ZM183 70H185V69H183ZM187 71H188V69H186ZM215 70V69H214ZM222 70V69H221ZM224 70V69H223ZM222 70V71H223ZM119 71V70H118ZM122 71V70H121ZM125 71V70H124ZM131 71H132V69H131ZM131 71L130 72H128V70L126 71V73L128 72V73H130L131 74ZM135 71V70H134ZM147 71V70H146ZM181 71V70H180ZM179 71V72H180ZM219 71V70H218ZM225 71V70H224ZM264 71V70H263ZM75 72V71H74ZM140 72V71H139ZM165 72V71H164ZM167 72V71H166ZM114 73V72H113ZM116 73H117V71H116ZM118 73H120V71L118 72ZM125 73V72H124ZM126 73L124 74V75H126ZM136 73H138V71H136ZM160 73V72H159ZM190 73V72H189ZM219 73V72H218ZM221 73V72H220ZM67 74H69V73H67ZM66 74V75H67ZM123 74V73H122ZM171 74V73H170ZM184 74H186V73H184ZM183 74V75H184ZM115 75V74H114ZM113 75V76H114ZM136 75V74H135ZM142 74H140V76H141ZM151 75V74H150ZM154 75V74H153ZM157 75V74H156ZM218 75V74H217ZM119 77H120V75H119ZM118 77V78H119ZM123 77V76H122ZM68 78H70V76H68ZM67 78V79H68ZM72 78V77H71ZM74 78V77H73ZM114 78V77H113ZM128 78V77H127ZM126 78V79H127ZM217 78V77H216ZM221 78V77H220ZM237 78V77H236ZM235 78V79H236ZM116 79V78H115ZM121 79V78H120ZM125 79V80H126ZM144 79V78H143ZM154 79V78H153ZM234 79V80H235ZM113 80V79H112ZM124 80V79H123ZM124 80V81H125ZM129 80V79H128ZM135 80V79H134ZM145 80V79H144ZM176 80H178V79H176ZM181 80V79H180ZM220 80H222V79H219L218 81H220ZM234 80H233V82H234ZM70 81V80H69ZM72 81V80H71ZM117 81V80H116ZM123 81V82H124ZM138 81V80H137ZM146 81V80H145ZM217 81V80H216ZM258 81V80H257ZM115 82V81H114ZM122 82V83H123ZM127 82V81H126ZM129 82V81H128ZM130 82H131V80H130ZM133 82V81H132ZM159 82V81H158ZM208 82V81H207ZM215 82V81H214ZM222 82V81H221ZM263 82V81H262ZM134 83V82H133ZM132 83V84H133ZM172 83V82H171ZM216 83V82H215ZM215 83H213V84H215ZM237 83V82H236ZM264 83V82H263ZM114 84V83H113ZM120 84V83H119ZM119 84H117L116 83V85H119ZM125 84H127V83H125ZM124 83H123V85H125ZM141 84V83H140ZM154 84V83H153ZM222 84H223V82H222ZM226 84V83H225ZM115 85V84H114ZM114 85H113V87H114ZM143 85V84H142ZM160 85V84H159ZM163 85H164V83H163ZM210 85V84H209ZM239 85V84H238ZM261 85V84H260ZM122 86V85H121ZM120 86V87H121ZM130 86V85H129ZM221 86V85H220ZM65 87H67V86H65ZM117 87V86H116ZM119 87V86H118ZM123 87V86H122ZM121 87V88H122ZM202 87V86H201ZM211 87V86H210ZM224 87V86H223ZM127 88V87H126ZM125 88V89H126ZM177 88V87H176ZM184 88V87H183ZM183 88H182V90H183ZM230 88V87H229ZM110 89V88H109ZM111 89H112V87H111ZM123 89H124V87H123ZM160 89V88H159ZM158 89V90H159ZM189 89V88H188ZM194 89V88H193ZM204 89V88H203ZM216 89V88H215ZM223 89H225V88H223ZM236 84H233V86L231 85V91H233V92H235L236 90ZM200 90V89H199ZM198 90V91H199ZM217 90H219V89H217ZM229 90V89H228ZM69 91V90H68ZM106 91V90H105ZM115 91V90H114ZM116 91H118V90H116ZM122 91V90H121ZM128 91V90H127ZM130 91H131V89L129 90V93H130ZM71 92H70V95H71ZM120 92V91H119ZM124 92H126V91H124ZM133 92H135V91H133ZM137 92V91H136ZM140 92V91H139ZM152 92V91H151ZM160 92V91H159ZM174 92V91H173ZM205 92V91H204ZM208 92H209V90H208ZM222 92V91H221ZM254 92V91H253ZM106 93V92H105ZM108 93V92H107ZM112 93V92H111ZM115 93V92H114ZM121 93V92H120ZM128 93V92H127ZM132 93V92H131ZM130 93V94H131ZM138 93V92H137ZM178 93V92H177ZM200 93V92H199ZM124 94H126V93H124ZM133 94V93H132ZM144 94V93H143ZM148 94V93H147ZM216 94V93H215ZM234 94V93H233ZM73 95V94H72ZM71 95V96H72ZM100 95V96H99ZM111 95V94H110ZM127 95V94H126ZM126 95H125V97H126ZM134 95H135V93H134ZM139 95V94H138ZM137 95V96H138ZM155 95V94H154ZM157 95V94H156ZM178 95H179V93H178ZM200 95V94H199ZM202 95V94H201ZM228 95H230V92H229V94ZM108 96V95H107ZM113 96H115V95H113ZM118 96V95H117ZM120 96V95H119ZM129 96V95H128ZM132 96V95H131ZM235 96H237V94H235ZM247 97H248V95H246ZM101 97V98H100ZM104 97V96H103ZM167 97V96H166ZM199 97H201V96H199ZM212 97V96H211ZM225 97V96H224ZM245 97V96H244ZM255 96H252V98H254ZM104 98H106V97H104ZM108 98V97H107ZM111 98H112V95H111ZM111 98H109V99H111ZM122 98V97H121ZM124 98V97H123ZM123 98H122V100H123ZM170 98V97H169ZM239 98V96L236 98V99H238ZM240 98H241V95H240ZM69 99L70 100H68V101H71V98H70V96H69ZM114 99H117L116 97L114 98ZM119 99V98H118ZM117 99V100H118ZM132 99V98H131ZM157 99V98H156ZM177 99V98H176ZM198 99V98H197ZM219 99V98H218ZM242 99V98H241ZM245 99V98H244ZM251 99V98H250ZM116 100V101H117ZM121 100V99H120ZM119 100V101H120ZM166 100V99H165ZM202 100V99H201ZM73 101V100H72ZM110 102H111V100H109ZM112 101H114V100H112ZM127 101V100H126ZM126 101H123L124 102V104H125V106H123L124 108L126 107ZM130 101V100H129ZM137 101V100H136ZM156 101V100H155ZM158 101V100H157ZM169 101V100H168ZM200 101V100H199ZM228 101V100H227ZM230 101V100H229ZM237 101H239V100H237ZM242 101V100H241ZM108 102V101H107ZM123 102H122V104H123ZM144 102V101H143ZM159 102H160V100H159ZM194 102V101H193ZM221 102V101H220ZM233 102V101H232ZM231 102V103H232ZM68 103V102H67ZM133 103V102H132ZM164 103H166V102H164ZM170 103H171V100H170ZM178 103V102H177ZM191 103V102H190ZM196 103V102H195ZM235 103V102H234ZM245 103V102H244ZM69 104V103H68ZM70 104H71V102H70ZM116 104H117V102H116ZM115 103H114V105H116ZM121 104V105H122ZM168 104V103H167ZM173 104V103H172ZM192 104V103H191ZM216 104V103H215ZM223 104V103H222ZM237 104V103H236ZM235 104V105H236ZM246 104V103H245ZM248 104V103H247ZM255 104V103H254ZM72 105H70L69 106V108L72 106ZM120 105V106H121ZM133 105V104H132ZM138 105V104H137ZM148 105V104H147ZM185 105V104H184ZM193 105V104H192ZM242 105V104H241ZM257 104H255V106H256ZM119 106V105H118ZM131 106V105H130ZM136 106V105H135ZM134 106V107H135ZM169 106H172V105H169ZM169 106H166V108H168V109H170L169 108ZM191 106V105H190ZM230 106V105H229ZM243 106V105H242ZM245 106V105H244ZM73 107V106H72ZM71 107V108H72ZM123 107H121V108H123ZM127 107H128V105H127ZM137 107V106H136ZM151 107V106H150ZM219 107V106H218ZM233 107H234V104H233V106H232V108H231V110L233 111ZM256 107H258V105L256 106ZM103 108V109H104ZM124 108H123V110H124ZM129 108V107H128ZM194 108V107H193ZM207 108V107H206ZM134 109V108H133ZM139 109V108H138ZM146 109V108H145ZM199 109V108H198ZM208 109V108H207ZM229 109V108H228ZM235 109V108H234ZM129 110V109H128ZM131 110V109H130ZM193 110V109H192ZM196 110V109H195ZM206 110V109H205ZM69 112H70V109L68 110ZM111 111V112H112ZM139 111V110H138ZM228 111V110H227ZM100 112H101V114H100ZM110 112V111H109ZM109 112H108V114H109ZM113 112H115V111H113ZM118 112H119V109H118ZM134 112V111H133ZM132 112V113H133ZM192 112V111H191ZM194 112V111H193ZM218 112V111H217ZM224 112V111H223ZM260 112V111H259ZM262 112V111H261ZM105 113V112H104ZM107 113V112H106ZM116 113H117V111H116ZM125 113V112H124ZM123 113V114H124ZM135 113V112H134ZM140 113H142L141 111H140ZM264 113V112H263ZM100 114V115H99ZM107 114V115H108ZM111 114V113H110ZM115 114V113H114ZM113 114V115H114ZM127 114H128V112H127ZM139 114V113H138ZM192 114V113H191ZM190 114V115H191ZM210 114H211V112H210ZM223 114V113H222ZM260 114H262V113H260ZM120 115H121V113H120ZM130 115V114H129ZM129 115L127 116V117H129ZM209 115V114H208ZM215 115H217V113L215 114ZM103 116H105L104 114H103ZM112 116V115H111ZM123 115H121V117H122ZM132 116H133V114H132ZM159 116V115H158ZM157 116V117H158ZM213 116V115H212ZM30 117V116H29ZM69 117V118H70ZM108 117V116H107ZM107 117H104L105 119L107 118ZM113 117V116H112ZM116 117V116H115ZM119 117V116H118ZM118 117H116V118H118ZM125 117V116H124ZM131 117V116H130ZM135 117V116H134ZM140 117V116H139ZM139 117H137V118H139ZM167 117V116H166ZM216 117V116H215ZM186 118V117H185ZM203 118H206V117H203ZM209 118V117H208ZM208 118H206V119H208ZM212 118V117H211ZM230 118V117H229ZM109 119V118H108ZM121 118H119V120H120ZM145 119V118H144ZM153 119V118H152ZM157 119V118H156ZM192 119H193V117H192ZM191 119V120H192ZM247 119V118H246ZM25 120V119H24ZM113 120V119H112ZM123 120H125V119H123ZM122 120V121H123ZM154 120V119H153ZM173 120V119H172ZM205 120V119H204ZM230 120V119H229ZM66 121H67V119H66ZM94 121V124L93 125H91L92 127H93V129H92V132H93V136H91V137H89V138H87L86 136H85V134H84V137H86L85 139H86V141L85 140H83V139H81L80 138V136H81V134L82 133H84L83 132V129L84 128H86L85 127V125L88 123V122H93ZM121 121V122H122ZM129 121V120H128ZM142 121V120H141ZM150 121V120H149ZM152 121V120H151ZM195 121V120H194ZM104 122H105V120H104ZM107 122L108 121H106V124H107ZM113 122V121H112ZM111 122V124H113V127L115 128V127H117V126H119V124H117V123H112ZM117 122V121H116ZM127 122V121H126ZM131 122V121H130ZM250 122V121H249ZM65 123V122H64ZM160 123V122H159ZM201 123H202V120H201ZM203 123H205V122H203ZM202 123V124H203ZM257 123V122H256ZM259 123V122H258ZM105 124V125H106ZM114 124H117V126H114ZM124 124H126V123H124ZM137 124V123H136ZM135 124V125H136ZM201 124V125H202ZM251 124V123H250ZM263 124V123H262ZM88 125V124H87ZM108 125V124H107ZM121 125V124H120ZM127 125V124H126ZM154 125H155V123H154ZM159 125V124H158ZM184 125V124H183ZM182 125V126H183ZM200 125V126H201ZM111 126V125H110ZM128 126H130L129 125V122H128ZM127 126V127H128ZM133 126V125H132ZM145 126H147V122H146V125ZM160 126V125H159ZM175 126H176V124H175ZM226 126V125H225ZM252 126V125H251ZM256 126H257V124H256ZM88 128H90L89 126H87ZM106 127V126H105ZM107 127H109V125L107 126ZM106 127V128H107ZM138 127V126H137ZM136 127V128H137ZM187 127V126H186ZM185 127V128H186ZM221 127H222V125H221ZM68 128H67V133H69L68 131ZM86 129V130H90L91 131V129ZM119 128V127H118ZM117 128V129H118ZM133 128V127H132ZM135 128V127H134ZM135 128V129H136ZM145 128V127H144ZM112 129V128H111ZM111 129H110V131H111ZM131 129V128H130ZM129 129V130H130ZM134 129V130H135ZM225 129H227V128H225ZM85 130V129H84ZM114 130V129H113ZM119 130V129H118ZM120 130H121V128H120ZM148 130V129H147ZM178 130H179V128H178ZM232 130V129H231ZM253 130V129H252ZM257 130V129H256ZM90 131H88L89 133H90ZM107 131H109V130H107ZM146 131V130H145ZM255 131V130H254ZM259 131V130H258ZM82 132V133H81ZM85 132H87V131H85ZM87 132V133H88ZM114 132V131H113ZM117 132V131H116ZM131 132V131H130ZM132 132H133V130H132ZM132 132H131V134H132ZM140 132H142V131H140ZM148 132V131H147ZM178 132V131H177ZM176 132V133H177ZM192 132V131H191ZM190 132V133H191ZM218 132V131H217ZM253 132V131H252ZM260 132V131H259ZM65 133V132H64ZM63 133V134H64ZM106 133V132H105ZM108 133V132H107ZM121 133V132H120ZM124 133V132H123ZM126 133V132H125ZM129 133V132H128ZM136 133V132H135ZM175 133V132H174ZM193 133H195V130H194V132ZM215 133V132H214ZM214 133H213V135H214ZM261 133V132H260ZM264 133V132H263ZM111 134V133H110ZM109 134V135H110ZM152 134V133H151ZM160 134V133H159ZM164 134V133H163ZM180 134V133H179ZM197 134V133H196ZM216 134V133H215ZM229 134H231V135H229L228 137H231L232 138V136H233V134H232V132L231 133H229ZM87 135V134H86ZM88 135H90V134H88ZM92 135V134H91ZM105 135H107V134H105ZM114 135V134H113ZM124 136H120V137H125V135H127V134H123ZM133 135V134H132ZM137 135H138V132H137ZM176 135H178V134H176ZM226 135H228V134H226ZM238 135V134H237ZM83 136V135H82ZM112 136V135H111ZM118 136V135H117ZM116 136V137H117ZM128 136L129 135H127L126 136V138H128ZM131 136V135H130ZM158 136V135H157ZM159 136H161V135H159ZM158 136V137H159ZM171 136V135H170ZM216 136V135H215ZM215 136H213V138L215 137ZM225 136V135H224ZM223 136V137H224ZM244 136V135H243ZM62 137V136H61ZM115 137V136H114ZM115 137V138H116ZM120 137H118V138H120ZM151 137H153V136H151ZM227 137V138H228ZM126 138H124L125 140H126ZM172 138H174V135H173V137ZM180 138V137H179ZM196 138V137H195ZM216 139H218L217 137H215ZM214 138V140H212L211 142H216V139ZM225 138V137H224ZM230 138V139H231ZM236 138H237V136H236ZM239 138V137H238ZM237 138V139H238ZM244 138V137H243ZM123 139V140H124ZM143 139V138H142ZM141 139V140H142ZM157 139V138H156ZM184 139V138H183ZM229 139V138H228ZM241 139V138H240ZM240 139H238V141H240ZM61 140L63 141V138H61ZM67 140H68V136H67ZM105 140H106V138H105ZM111 140V139H110ZM116 140V139H115ZM121 140V139H120ZM124 140V141H125ZM160 140V139H159ZM170 140V139H169ZM168 140V141H169ZM220 140V139H219ZM231 140H233L232 141V144L233 143H236V140H235V138H234V136H233V138L231 139ZM109 141V140H108ZM144 141V140H143ZM175 141V140H174ZM218 141V140H217ZM243 141V140H242ZM241 141V142H242ZM59 142H60V144H62V142L59 140ZM67 142V141H66ZM106 142V141H105ZM116 142H118V140L116 141ZM123 141H121V143H122ZM171 142H172V140H171ZM181 142V141H180ZM183 142V141H182ZM250 142V141H249ZM259 142V141H258ZM63 143H65V142H63ZM107 143V142H106ZM113 143H114V140H113ZM121 143H119V144H121ZM124 143H127V141L126 142H124ZM226 143V142H225ZM59 144V145H60ZM67 144V143H66ZM112 144V143H111ZM116 144V143H115ZM114 144V145H115ZM166 144V143H165ZM168 144V143H167ZM172 144V143H171ZM194 144V143H193ZM214 144V143H213ZM222 144V143H221ZM231 144V145H232ZM238 144V145H237ZM237 146L236 147H238V148H236V149H240V143L239 142H237ZM254 144V143H253ZM256 144V143H255ZM94 145V144H93ZM97 145H98V143H97ZM102 145H103V143H102ZM110 145V144H109ZM134 145V144H133ZM132 145V146H133ZM155 146H156V143L154 144ZM180 145H181V143H180ZM209 145H211V144H209ZM217 145V144H216ZM230 145V144H229ZM261 145H263V144H260V146ZM64 146V144L61 146V147H63ZM67 145H65V147H66ZM95 146V145H94ZM164 146V145H163ZM169 146V145H168ZM171 146V145H170ZM169 146V147H170ZM178 146V145H177ZM185 146V145H184ZM215 146V145H214ZM218 146V145H217ZM223 146V145H222ZM221 146V147H222ZM264 146V145H263ZM262 146V147H263ZM111 147V146H110ZM113 147H115V146H113ZM112 147V148H113ZM118 147V146H117ZM127 147V146H126ZM219 147V146H218ZM221 147H219L220 149H221ZM227 147H228V145H227ZM242 147V146H241ZM252 147V146H251ZM262 147H260V148H262ZM59 148H60V146H59ZM106 148V145L102 148L103 150ZM108 148H109V146H108ZM136 148V147H135ZM155 148V147H154ZM188 148V147H187ZM186 148V149H187ZM203 148V147H202ZM264 148V147H263ZM263 148H262V150H263ZM107 149V148H106ZM129 149V148H128ZM133 149V148H132ZM166 149V148H165ZM208 149H210L209 148V146H208ZM98 150V149H97ZM102 150V151H103ZM108 150V149H107ZM112 150V149H111ZM127 150V149H126ZM136 150V149H135ZM156 150V149H155ZM221 150H224V151H221V152H223L222 154H223V156L225 157V158H227V159H230L232 156H233V154H235L236 153V151H234V152H232L231 151V149H221ZM54 151V150H53ZM52 151V152H53ZM114 151V149L112 150V152ZM141 151V153H142V150H140ZM151 151V150H150ZM208 151V150H207ZM58 152V153H59ZM104 152V151H103ZM179 152V151H178ZM219 152H220V150H219ZM218 152V153H219ZM263 152V151H262ZM54 153V152H53ZM107 153V152H106ZM110 153H111V151H110ZM118 153V152H117ZM140 153V154H141ZM208 153V152H207ZM212 153V152H211ZM254 153V152H253ZM264 153V152H263ZM262 153V154H263ZM113 154V153H112ZM112 154H111V156H112ZM150 154H151V152H150ZM159 154V153H158ZM196 154H197V152H196ZM200 154H201V152H200ZM220 154V153H219ZM101 155H103L104 156V154L102 153ZM106 155V154H105ZM199 155V154H198ZM204 155V154H203ZM211 155V154H210ZM264 155V154H263ZM55 156V155H54ZM59 156V155H58ZM98 156H100V154L98 155ZM128 156V155H127ZM201 156V155H200ZM206 156V155H205ZM222 156V155H221ZM260 156H262V155H260ZM106 157H108V156H106ZM106 157H104V158H106ZM113 157V156H112ZM111 157V158H112ZM149 157V156H148ZM202 157V156H201ZM213 157V156H212ZM211 157V158H212ZM244 157V156H243ZM263 157V156H262ZM262 157H261V159H262ZM52 158V157H51ZM100 158H102V157H100ZM103 158V159H104ZM114 158V157H113ZM125 158H126V155H125ZM134 158V157H133ZM150 158V157H149ZM162 158V157H161ZM182 158V157H181ZM180 158V159H181ZM218 158V157H217ZM222 158V157H221ZM224 158V159H225ZM235 158V157H234ZM256 158V157H255ZM81 159V158H80ZM148 159V158H147ZM151 159V158H150ZM163 159V158H162ZM165 159V158H164ZM197 159V158H196ZM202 159V158H201ZM82 160V159H81ZM83 160H82V162H83ZM125 161H126V159H124ZM124 160H123V158H122V162H124ZM134 160V159H133ZM203 160V159H202ZM213 160V159H212ZM211 160V161H212ZM221 160V159H220ZM226 160V159H225ZM54 161H58V158L57 159H55ZM107 161H109V160H107ZM111 161V160H110ZM137 161V160H136ZM148 161V160H147ZM150 161V160H149ZM166 161V160H165ZM198 161V160H197ZM235 161V160H234ZM264 161V160H263ZM104 162V161H103ZM114 162V161H113ZM133 162V161H132ZM153 162V161H152ZM177 162V161H176ZM175 162V163H176ZM50 163V164H51ZM101 162H99V164H100ZM105 163V162H104ZM120 163V162H119ZM230 163V162H229ZM238 163H239V161H238ZM237 163V164H238ZM262 163V162H261ZM52 164H51V167H52ZM111 164V163H110ZM110 164H109V166H110ZM163 164V163H162ZM173 164H174V161H173ZM204 164V163H203ZM203 164H201L202 166L201 167H203ZM80 165V164H79ZM82 165L85 167V165H84V163H82ZM101 165V164H100ZM104 165H106V164H104ZM113 165V164H112ZM114 165H116V164H114ZM144 165V164H143ZM147 165V164H146ZM148 165H149V163H148ZM170 165V164H169ZM241 165V164H240ZM247 165V164H246ZM254 165V164H253ZM258 165V164H257ZM77 166V168H78V165H76ZM82 166V169L84 168ZM102 166H103V164H102ZM121 166V165H120ZM173 166V165H172ZM190 166V165H189ZM192 166V165H191ZM218 166V165H217ZM237 166V165H236ZM255 166H256V164H255ZM97 167H99V166H97ZM96 167V168H97ZM101 167V166H100ZM104 167V166H103ZM146 167V166H145ZM196 167H197V165H196ZM200 167V168H201ZM246 167V166H245ZM260 167V166H259ZM261 167H262V165H261ZM54 168V167H53ZM76 168V169H77ZM109 168V167H108ZM143 168V167H142ZM167 168V167H166ZM194 168V167H193ZM198 168V167H197ZM196 168V169H197ZM200 168H198V169H200ZM223 168V167H222ZM226 168V167H225ZM240 169L238 170V173H237V176L240 178V179H242L243 177H246V176H244V172H245V169H244V167L243 166H240L239 167ZM51 169V171H52V168H50ZM81 168H79V170H80ZM81 169V170H82ZM97 169H99V168H97ZM113 169V168H112ZM143 169H145V168H143ZM142 169V170H143ZM149 169V168H148ZM151 169V168H150ZM161 169V168H160ZM190 169H192V167L191 168H189V170ZM251 169V168H250ZM255 169V168H254ZM107 169H106V167H105V171H106ZM118 170V169H117ZM131 170V169H130ZM138 170V169H137ZM162 170H163V168H162ZM228 170V169H227ZM256 170V169H255ZM264 170V169H263ZM100 171V170H99ZM141 171V170H140ZM144 171V170H143ZM196 171H198V170H196ZM201 171V170H200ZM200 171H199V174H200ZM220 171H222V170H220ZM76 172V173H75ZM80 172V171H79ZM82 172V171H81ZM85 172V171H84ZM101 172V171H100ZM103 172V171H102ZM108 172V171H107ZM126 172V171H125ZM166 172V171H165ZM224 172H225V170H224ZM227 172V171H226ZM237 172V171H236ZM127 173V172H126ZM215 173V172H214ZM257 173V172H256ZM52 174V173H51ZM101 174V173H100ZM120 174V173H119ZM143 174V173H142ZM152 174V173H151ZM172 174V173H171ZM216 174V173H215ZM66 175V176H65ZM78 175V174H77ZM82 175H83V173H82ZM81 175V176H82ZM104 175V174H103ZM113 175H115V174H113ZM122 175V174H121ZM51 177L53 176V174L52 175H50ZM69 176V175H68ZM79 176V175H78ZM80 176V177H81ZM110 176V175H109ZM112 176V175H111ZM143 176V175H142ZM151 176V175H150ZM193 176V175H192ZM194 176H196V174H194ZM199 176V175H198ZM211 176V175H210ZM215 176V175H214ZM213 176V177H214ZM229 176V175H228ZM227 176V177H228ZM236 176V177H237ZM257 176V175H256ZM261 176V175H260ZM45 177H46V175H45ZM44 177V178H45ZM51 177H50V180H52L51 179ZM83 177V176H82ZM81 177V178H82ZM93 177H95V176H93ZM92 177V178H93ZM99 177H100V175H99ZM206 177V176H205ZM234 177V176H233ZM48 178V177H47ZM55 178V176H53V181L54 180H56V179H54ZM74 177H72V179H73ZM76 178V177H75ZM84 178V177H83ZM98 178V177H97ZM97 178H95L96 180H97ZM101 178V177H100ZM104 178H106L105 177V175H104ZM104 178H102V179H104ZM115 178V177H114ZM153 178V177H152ZM151 178V179H152ZM231 178V177H230ZM263 178H264V176H263ZM49 179V178H48ZM47 179V181H49ZM64 179V178H63ZM67 179V178H66ZM77 179V178H76ZM80 179V178H79ZM101 179V180H102ZM111 179V178H110ZM110 179H108L110 182L113 180V178H112V180H110ZM139 179H140V177H139ZM177 179H179V177L177 178ZM176 179V180H177ZM183 179V178H182ZM181 179V180H182ZM208 179V178H207ZM212 179V178H211ZM223 180H225L226 179V177H224V178H222ZM229 179V178H228ZM42 180V179H41ZM65 180V179H64ZM68 180V179H67ZM70 180H71V177H70ZM86 180H88V179H85V181ZM89 180H92V179H89ZM95 180V181H96ZM137 179H135V181H136ZM141 180V179H140ZM175 180V181H176ZM196 180V179H195ZM194 180V181H195ZM222 180V181H223ZM248 180V179H247ZM255 180V179H254ZM43 181V180H42ZM53 181H52V183H53ZM58 181V180H57ZM60 181H63V180H60ZM66 181V180H65ZM72 181V180H71ZM77 181V180H76ZM98 181V180H97ZM100 181V180H99ZM107 181V180H106ZM116 181V180H115ZM138 181V180H137ZM149 181V180H148ZM197 182H198V180H196ZM209 181H210V179H209ZM214 181H215V179H214ZM221 181V182H222ZM229 181V180H228ZM238 181V180H237ZM44 182V181H43ZM46 182V181H45ZM45 182L43 183V184H45ZM67 183L69 182V181H66ZM65 182V183H66ZM84 182V181H83ZM83 182H81V183H83ZM88 182V181H87ZM87 182H86V184H87ZM93 182V181H92ZM101 182V181H100ZM99 182V183H100ZM108 182V181H107ZM114 182V181H113ZM146 182V181H145ZM165 182V181H164ZM173 182V181H172ZM263 182H264V179H263ZM51 183V181H49V184ZM51 183V184H52ZM54 183H55V185L58 183H56L55 181H54ZM63 183V182H62ZM66 183V184H67ZM73 183H74V181H73ZM79 183V182H78ZM94 183V182H93ZM98 183V184H99ZM138 183V182H137ZM149 182H147V184H148ZM158 183V182H157ZM177 183V182H176ZM196 183V182H195ZM226 183V182H225ZM248 183V182H247ZM259 183V182H258ZM261 183V182H260ZM259 183V184H260ZM37 184V183H36ZM39 184V183H38ZM46 184H47V186L49 185L48 184V182H46ZM65 184V185H66ZM74 184H76V183H74ZM83 184H85V183H83ZM92 184V183H91ZM160 184V183H159ZM171 184V183H170ZM169 184V185H170ZM184 184V183H183ZM197 184V183H196ZM211 184V183H210ZM219 184V183H218ZM257 184V183H256ZM256 184H255V186H256ZM55 185H50V186H45L46 188H44L43 187V185L41 186L42 188H43V193L39 196V197H41V200L39 199V203H41V205H42V207H40V208H43V207H45L46 208V206H50V202H53V201H55L56 202V200L55 199H59V197L57 198V196H56V194L58 193L57 191H59V190H57L58 188H57V186H55ZM60 185V184H59ZM63 185H64V183H63ZM62 185V186H63ZM71 185V184H70ZM77 185V184H76ZM87 185H90V184H87ZM105 185H107V184H105ZM128 185V184H127ZM133 185V184H132ZM144 185V184H143ZM154 185V184H153ZM153 185H152V187H153ZM161 185V184H160ZM168 185V186H169ZM173 185V184H172ZM178 185H179V183H178ZM192 185V184H191ZM258 185V184H257ZM56 187V188H53V187ZM74 186V185H73ZM80 186H82L83 187V185L81 184ZM99 186V185H98ZM102 187H105V186H103V185H101ZM108 186V185H107ZM167 186V187H168ZM222 186H224V185H222ZM259 186H261V184L259 185ZM263 186H264V184H263ZM61 187V186H60ZM71 187H72V185H71ZM76 187V186H75ZM86 187V186H85ZM89 187V186H88ZM88 187H86V189L88 188ZM96 187V186H95ZM95 187H94V190H95ZM115 187V186H114ZM190 187V186H189ZM39 188V190L41 191V188L40 187H38ZM37 188V189H38ZM67 188V187H66ZM66 188H65V190H66ZM91 188V187H90ZM107 188V187H106ZM125 188V187H124ZM225 188V187H224ZM258 188V187H257ZM257 188H255L256 190H257ZM259 188H261V187H259ZM258 188V192H259V189ZM68 189V188H67ZM70 189L71 188H69V192L68 193H71L70 192ZM82 189H84L85 190V188L83 187ZM91 189H93V188H91ZM97 189V188H96ZM101 189V187L99 188V190ZM114 189V188H113ZM222 189V188H221ZM234 189V188H233ZM263 189H264V187H263ZM63 191V189L62 188H60V191ZM79 192L81 191L80 190V187H79ZM77 190V191H78ZM102 190H104V188L102 189ZM107 190V189H106ZM105 190V191H106ZM124 190V189H123ZM122 190V191H123ZM127 190V189H126ZM142 190H143V188H142ZM215 190V189H214ZM39 191V192H40ZM41 191V192H42ZM68 191V190H67ZM74 191V189L72 190V192ZM83 191V190H82ZM81 191V192H82ZM93 191V190H92ZM97 191V190H96ZM104 191V192H105ZM110 191V190H109ZM109 191L107 190V192L109 193ZM148 191V190H147ZM173 191V190H172ZM219 191V190H218ZM222 191V190H221ZM234 191V190H233ZM252 191V190H251ZM66 192V191H65ZM85 192H87V190L85 191ZM90 192V191H89ZM95 192V191H94ZM107 192H106V194H107ZM112 192V191H111ZM124 192V191H123ZM139 192V191H138ZM217 192V191H216ZM231 192V191H230ZM253 192H255V191H253ZM258 192H257V194H258ZM62 193V192H61ZM83 193V192H82ZM95 193H97V192H95ZM98 193H100V191H98ZM118 193V192H117ZM224 193V192H223ZM228 193V192H227ZM236 193V192H235ZM251 193V192H250ZM35 194H37V192L35 193ZM39 194V193H38ZM59 194H60V192H59ZM58 194V195H59ZM71 194H73V193H71ZM85 194V193H84ZM83 194V196L85 197V195L87 194H85L84 195ZM91 194V193H90ZM101 194V193H100ZM100 194H98V195H100ZM104 194V193H103ZM103 194H101L100 196H102ZM105 194V195H106ZM110 194V193H109ZM139 194V193H138ZM220 194V193H219ZM237 194V193H236ZM262 194H263V192H261V196H262ZM66 195V194H65ZM97 194H95V196H96ZM108 195V194H107ZM143 195V194H142ZM225 195V194H224ZM230 195V194H229ZM264 195V194H263ZM69 196H70V194H69ZM72 196V195H71ZM70 196V197H71ZM93 196V195H92ZM104 196V195H103ZM214 196V195H213ZM218 196V195H217ZM231 196V195H230ZM260 195H259V203H258V205H260V209L262 208V206H263V204H264V200H262V198L263 197H261ZM38 197V196H37ZM62 197V196H61ZM63 197H64V195H63ZM66 197V196H65ZM73 197V196H72ZM83 197V198H84ZM88 197H90V196H88ZM98 197V196H97ZM111 197V196H110ZM118 197V196H117ZM116 197V198H117ZM152 197V196H151ZM227 197V196H226ZM256 197V196H255ZM83 198H82V200H83ZM85 198H87V196L85 197ZM92 198V197H91ZM90 198V199H91ZM94 199L96 198V197H93ZM92 198V199H93ZM146 198V197H145ZM219 198V197H218ZM63 199V198H62ZM79 200H80V198H78ZM77 199V200H78ZM92 199H91V201H92ZM96 199H98V198H96ZM209 199V198H208ZM210 199H212V198H210ZM214 199V198H213ZM37 200V199H36ZM67 200H69L68 198H67ZM105 200V199H104ZM135 200V199H134ZM147 201L149 200L148 198L146 199ZM216 200V199H215ZM221 200V199H220ZM219 200V201H220ZM232 200V199H231ZM256 200H258V199H256ZM59 201H60V199H59ZM85 201V200H84ZM93 201H95V200H93ZM97 202H98V200H96ZM227 201V200H226ZM229 201V200H228ZM227 201V202H228ZM255 201V200H254ZM35 202V201H34ZM74 202H76L75 201V199H74ZM78 203H79V201H77ZM77 202H76V204H77ZM81 202V201H80ZM113 202V201H112ZM227 202H225V203H227ZM257 202V201H256ZM256 202H253V203H255L256 204ZM263 202V203H262ZM39 203H38V201H37V204H35V206H38L39 205ZM88 203V202H87ZM129 204H130V201L128 202ZM136 203V202H135ZM148 203H149V201H148ZM197 203H199V202H197ZM201 203V202H200ZM216 203V202H215ZM214 203V204H215ZM219 203V202H218ZM52 204V203H51ZM57 204V203H56ZM59 204V203H58ZM96 205H97V203H95ZM131 204H132V202H131ZM193 204V203H192ZM211 204V203H210ZM213 204V203H212ZM217 204V203H216ZM220 204H223V203H220ZM22 205V204H21ZM40 205V206H41ZM60 205V204H59ZM68 205H69V203H68ZM71 206L73 205V200H72V203L70 204ZM81 205H84L85 206V203H82L81 202ZM88 205H89V203H88ZM120 205V204H119ZM133 205V204H132ZM147 205V204H146ZM191 205V204H190ZM194 205H198V204H195L194 203ZM206 205V204H205ZM224 205V204H223ZM257 205V204H256ZM48 206V207H49ZM54 206V205H53ZM58 206V205H57ZM65 207H67V208H69V210H71L70 208H71V206L70 207H68V206H66V205H64ZM74 206H75V204H74ZM77 206H78V204H77ZM80 206V205H79ZM83 206V207H84ZM86 206H87V204H86ZM85 206V207H86ZM121 206V205H120ZM129 206V205H128ZM199 206V205H198ZM233 206V205H232ZM47 207V208H48ZM59 208H57V210H61L62 209V207H61V209H60V206H58ZM82 207V206H81ZM81 207H78V209L79 208H81ZM82 207V208H83ZM90 207H92V206H90ZM100 207V206H99ZM130 207V206H129ZM174 207H176V206H174ZM194 207V206H193ZM216 207V206H215ZM229 207V206H228ZM33 208V207H32ZM38 208V207H37ZM37 208H36V210H37ZM47 208L45 209V210H47ZM54 208H56V207H54ZM73 208V207H72ZM75 208H76V206H75ZM81 208V209H82ZM112 208V207H111ZM115 208H117V207H115ZM120 208V207H119ZM144 208V207H143ZM146 208V207H145ZM148 208V207H147ZM232 208V207H231ZM252 208V207H251ZM255 208V207H254ZM258 208V207H257ZM30 209V208H29ZM35 209V208H34ZM51 209V208H50ZM77 209V208H76ZM76 209H74V210H76ZM80 209V210H81ZM84 209V208H83ZM82 209V210H83ZM134 209H136V208H134ZM183 209V208H182ZM197 209H198V207H197ZM238 209V208H237ZM264 209V208H263ZM261 210V213H260V211L259 212H257V211H253V212H257L258 214H259V216H257L256 218H254L253 219V221H255V222H253L254 224H255V227H257L260 223H262V220L264 219L263 217H264V210ZM27 210V209H26ZM42 210V209H41ZM40 210V211H41ZM45 210H43L44 211V214H45ZM52 210V209H51ZM63 210H64V207H63ZM66 210V209H65ZM64 210V211H65ZM73 210V209H72ZM71 210V211H72ZM91 210V209H90ZM109 210V209H108ZM186 210V209H185ZM194 210V209H193ZM210 210H211V208H210ZM209 210V211H210ZM239 210V209H238ZM247 210V209H246ZM252 210V209H251ZM257 210V209H256ZM38 211V210H37ZM40 211H38V212H40ZM54 211H56V210H54ZM62 211V210H61ZM60 211V212H61ZM67 212H68V215L70 214L69 213V211H68V209L66 210ZM70 211V212H71ZM78 211V210H77ZM76 211V212H77ZM100 211V210H99ZM104 211V210H103ZM131 211V210H130ZM171 211V210H170ZM207 211V210H206ZM208 211V212H209ZM235 211V210H234ZM25 212V211H24ZM56 212H59V211H56ZM66 212V213H67ZM75 213V211H72V213ZM93 212V211H92ZM133 212V211H132ZM196 212V211H195ZM204 212V211H203ZM207 212V213H208ZM236 212V211H235ZM234 212V213H235ZM251 212V211H250ZM30 213H35V211L34 212H30ZM41 213L43 214V212L41 211ZM40 213V214H41ZM54 213V212H53ZM61 213H63V211L61 212ZM77 213H79V212H77ZM95 213V212H94ZM93 213V214H94ZM98 213V212H97ZM125 213V212H124ZM171 213H173V212H171ZM170 213V214H171ZM181 213H182V211H181ZM185 213V212H184ZM191 213V212H190ZM198 213V212H197ZM206 213V214H207ZM210 213V212H209ZM213 213V212H212ZM221 213V212H220ZM38 214V213H37ZM36 214V215H37ZM39 214V216L40 217H42V215H40ZM49 214V213H48ZM56 215H57V213H55ZM55 214H49V216H48V218L49 219H46V221L45 222H43V223H40V221H39V216L37 217L38 218V220H36V223L35 224H33V227L31 226V228H29V226H28V228L29 229H32V231H31V233L29 232V235L28 236H31V237H29V239L30 238H32L33 239V243H34V245H32V242H31V244L29 243V245H32L31 247L30 246H28V245H26V246H28V248L30 247V248H34V251L33 252H35L36 253V257L34 258V259H28L27 261H26V263H24V264H68L67 262H64V260L62 261V263H61V259L62 258H65V257H67V251H68V253H70L69 252V250H65V248L63 247V241H64V239L68 236H65V234L63 233V231L65 230V229H63V231H62V228H64V227H62V225L63 224H60V226H56L55 225V221H58L59 219H60V221H61V217L60 218H58ZM82 214V213H81ZM93 214H91V215H93ZM117 214V213H116ZM126 214H128V213H126ZM133 214V213H132ZM138 214V213H137ZM150 214V213H149ZM228 213H227V211H226V209H225V216L227 215ZM243 214H244V212H243ZM31 215H33V214H31ZM35 215V214H34ZM35 215V216H36ZM55 215V216H54ZM63 215V217H64V214H62ZM61 215V216H62ZM67 215V216H68ZM72 215V214H71ZM79 215H80V213H79ZM91 215H88L89 217L91 216ZM119 215V214H118ZM154 215V214H153ZM188 215H190V214H188ZM203 215V214H202ZM224 215V214H223ZM238 215V214H237ZM252 215H255V214H252ZM34 216V217H35ZM46 216V215H45ZM53 216H54V218H53ZM65 216H66V214H65ZM67 216L65 217V218H67ZM76 216V215H75ZM75 216H72V217H75ZM78 216V215H77ZM82 216V215H81ZM95 216V215H94ZM167 216V215H166ZM180 216V215H179ZM201 216V215H200ZM225 216H221L222 218H221V220H222V226H223V224L225 225V227H227L226 226V224L227 225H229V222H225V221H227V220H225L224 218H225ZM232 216H233V214H232ZM250 216V215H249ZM30 217V216H29ZM44 217V216H43ZM55 217H57L58 218V220L56 219L55 220ZM63 217H62V220H63ZM69 217V216H68ZM126 217V216H125ZM144 217V218H143ZM142 217V219H145V216H143ZM157 217V216H156ZM187 217V216H186ZM217 217V216H216ZM251 217V216H250ZM249 217V218H250ZM32 218V216L30 217V219ZM45 218V217H44ZM44 218H42V220L44 219ZM71 218V217H70ZM79 218V217H78ZM88 218V217H87ZM87 218H86V220H87ZM219 218V217H218ZM230 218V217H229ZM35 219H36V217L35 218H33L32 220L33 221H35ZM74 219H76V217L74 218ZM83 219H84V222L86 221L85 220V218L83 217ZM92 219H95L96 220V216H95V218H92ZM140 219V218H139ZM142 219H141V221H142ZM211 219H212V217H211ZM210 219V220H211ZM41 220V219H40ZM41 220V221H42ZM66 220V219H65ZM80 220H82L81 218H80ZM90 219L88 218V221H89ZM94 220V221H95ZM111 220V219H110ZM156 220V219H155ZM167 220V219H166ZM202 220V219H201ZM200 220V221H201ZM208 220V219H207ZM244 220V219H243ZM243 220H241V221H243ZM68 221H71V219L69 220L68 219ZM103 221V220H102ZM168 221V220H167ZM67 222V221H66ZM79 222V221H78ZM83 222V221H82ZM84 222L82 223V226L84 225ZM90 222H92V221H90ZM123 222V221H122ZM145 222V221H144ZM165 222V221H164ZM179 222V221H178ZM212 222V221H211ZM31 223H33V222H31ZM58 223V222H57ZM65 223V222H64ZM71 223H72V221H71ZM77 223V222H76ZM86 223V222H85ZM88 223V222H87ZM107 223V222H106ZM110 223V222H109ZM137 223V222H136ZM148 223V222H147ZM153 223V222H152ZM172 223V222H171ZM190 223V222H189ZM248 223V222H247ZM59 224V223H58ZM69 225H70V223H68ZM67 224V225H68ZM77 224H79V223H77ZM88 224H90V223H88ZM94 224V223H93ZM93 224H91V225H93ZM122 224V223H121ZM127 224V223H126ZM168 224V223H167ZM176 224V223H175ZM194 224V223H193ZM192 224V225H193ZM200 224V223H199ZM214 224V223H213ZM32 225V224H31ZM35 225V226H34ZM67 225H65V227L67 226ZM68 225V226H69ZM72 225V224H71ZM128 226H129V224H127ZM165 225V224H164ZM173 225V224H172ZM189 224H187V226H188ZM196 225V224H195ZM195 225H193V226H195ZM261 225V224H260ZM80 225H77V228L79 227ZM124 226V225H123ZM168 226V225H167ZM183 226H185V225H183ZM198 226V225H197ZM203 226V225H202ZM254 226V225H253ZM74 227V226H73ZM87 227V226H86ZM97 227V226H96ZM199 227V226H198ZM198 227H194V228H198ZM205 227V226H204ZM229 227V226H228ZM239 227V226H238ZM75 228V227H74ZM76 228V229H77ZM80 228V227H79ZM78 228V230L80 231V229ZM82 228V227H81ZM83 228H85V226L83 227ZM82 228V229H83ZM103 228V227H102ZM123 228H125V227H123ZM213 228V227H212ZM259 226H258V230H259ZM67 229V228H66ZM68 229H70V228H68ZM82 229H81V232H82ZM88 229V228H87ZM117 229V228H116ZM128 229H130V228H128ZM134 229V228H133ZM192 229V228H191ZM191 229H189V230H191ZM228 229V228H227ZM237 229V228H236ZM253 229V228H252ZM255 229V228H254ZM264 229V228H263ZM94 230V229H93ZM109 230V229H108ZM188 230V231H189ZM216 230H217V228H216ZM223 230H224V228H223ZM256 230V229H255ZM68 231V230H67ZM79 231H77V232H79ZM88 231V230H87ZM99 231V230H98ZM113 231V230H112ZM115 231V230H114ZM113 231V232H114ZM153 231V230H152ZM156 231V230H155ZM165 231V230H164ZM167 231V230H166ZM165 231V232H166ZM185 231V230H184ZM184 231H183V233H184ZM246 231V230H245ZM28 232V231H27ZM65 232V231H64ZM70 232V231H69ZM74 232V231H73ZM96 232V231H95ZM106 232V231H105ZM130 232H131V230H130ZM133 232V231H132ZM147 232V231H146ZM174 232V231H173ZM191 232V231H190ZM232 232H233V230H231V232L229 233V235H231L232 234ZM238 232H239V230H238ZM25 233V232H24ZM75 233V232H74ZM84 233V232H83ZM92 233V232H91ZM169 233V232H168ZM228 233V232H227ZM240 233V232H239ZM252 233V232H251ZM255 233V232H254ZM253 233V234H254ZM257 233V232H256ZM260 233H262V232H260ZM28 234V233H27ZM68 234V233H67ZM72 234V233H71ZM70 233H69V235H71ZM76 234V233H75ZM75 234H73V236L75 235ZM82 234V233H81ZM88 234V233H87ZM90 234V233H89ZM93 234V233H92ZM116 234V233H115ZM119 234V233H118ZM127 234H129V232L127 233ZM175 234V233H174ZM208 234V233H207ZM218 234V233H217ZM243 234V233H242ZM248 234V233H247ZM264 234V233H263ZM25 235H26V233H25ZM83 235V234H82ZM86 235V234H85ZM91 235V234H90ZM94 235V234H93ZM92 235V236H93ZM125 235V234H124ZM179 235V234H178ZM188 235V234H187ZM195 235H196V233H195ZM202 235V234H201ZM222 235H223V233H222ZM240 235V234H239ZM256 235V234H255ZM24 236V235H23ZM27 236V235H26ZM72 236V235H71ZM76 236V235H75ZM74 236V237H75ZM86 236H88V235H86ZM91 236V237H92ZM156 236V235H155ZM179 236H181V235H179ZM207 236V235H206ZM208 236H209V234H208ZM211 236V235H210ZM70 237V236H69ZM78 237V236H77ZM84 236H82V238H83ZM95 237V236H94ZM161 237V236H160ZM192 237V236H191ZM229 237V236H228ZM26 238V237H25ZM89 238V237H88ZM123 238V237H122ZM135 238V237H134ZM178 238H180V237H178ZM204 238V237H203ZM207 238V237H206ZM246 238H247V236H246ZM245 238V239H246ZM255 238V237H254ZM23 239V238H22ZM67 239H68V237H67ZM71 239V238H70ZM70 239H69V241H70ZM74 239V238H73ZM85 238H83V240H84ZM90 239V238H89ZM94 239V238H93ZM152 239V238H151ZM176 239V238H175ZM185 239H187V238H185ZM193 239V238H192ZM197 239V238H196ZM212 239V238H211ZM66 240V239H65ZM72 240V239H71ZM102 240V239H101ZM118 240H119V238H118ZM204 240H206V239H204ZM230 240V239H229ZM237 240V239H236ZM250 240V239H249ZM32 241V240H31ZM66 241H68V240H66ZM69 241H68V243H69ZM78 241V240H77ZM81 241V240H80ZM91 241V240H90ZM93 241V240H92ZM95 241V240H94ZM147 241V240H146ZM173 241V240H172ZM192 241V240H191ZM201 241V240H200ZM243 241V240H242ZM256 241H257V238H256ZM23 242V241H22ZM73 242H74V240H73ZM75 242H76V239H75ZM102 242V241H101ZM125 242V241H124ZM130 242V241H129ZM128 242V243H129ZM149 242V241H148ZM175 242V241H174ZM202 242V241H201ZM205 242V241H204ZM204 242H202V243H204ZM220 242V241H219ZM224 241L222 240V244H224L223 243ZM228 242V241H227ZM237 242V241H236ZM241 242V241H240ZM246 242L248 243V241L246 240ZM262 242V241H261ZM84 243H86V242H83V245H84ZM109 243H112L111 241H109ZM115 243V242H114ZM121 243V242H120ZM140 243V242H139ZM176 243V242H175ZM179 243H181V242H179ZM191 243H193V242H191ZM216 243V242H215ZM239 243V242H238ZM254 243H255V241H254ZM257 243V242H256ZM260 243V242H259ZM259 243H257V244H259ZM28 244V243H27ZM73 244V243H72ZM77 244H78V242H77ZM76 244V247L78 246ZM80 244V243H79ZM82 244V243H81ZM89 244H90V242H89ZM94 244V243H93ZM93 244H91V245H93ZM100 244V243H99ZM134 244V243H133ZM140 244H142V242L140 243ZM208 244V243H207ZM68 245V244H67ZM110 245V244H109ZM121 245V244H120ZM150 245V244H149ZM158 245V244H157ZM156 245V246H157ZM173 245V244H172ZM178 245V244H177ZM189 245V244H188ZM194 245V244H193ZM218 245V244H217ZM216 244H215V246H217ZM255 245V244H254ZM261 245V244H260ZM65 246V245H64ZM81 246V245H80ZM84 246H86V245H84ZM134 246V245H133ZM151 246V245H150ZM164 246V245H163ZM179 246V245H178ZM180 246H182V245H180ZM208 246V245H207ZM212 246H214V245H212ZM223 246H225V245H223ZM223 246H222V248H223ZM238 247H240L239 246V244L237 245ZM246 246V245H245ZM67 247V246H66ZM74 247V246H73ZM92 247V246H91ZM113 247V246H112ZM120 247V246H119ZM148 247V246H147ZM168 247H169V245H168ZM196 247V246H195ZM199 247V246H198ZM201 247V246H200ZM228 247V246H227ZM263 247V246H262ZM26 248V247H25ZM70 248V247H69ZM68 247L66 248V249H69ZM82 248H84V247H82ZM177 248V247H176ZM176 248H174V249H176ZM183 248V247H182ZM186 248H188V247H186ZM185 248V249H186ZM209 248V247H208ZM221 247L220 248H218V247H216V250H218L217 252L219 253L220 251H222L223 249H222ZM243 248V247H242ZM261 248V247H260ZM259 248V252L261 251V249H263V248H261L260 249ZM75 249V248H74ZM94 249V248H93ZM195 249V248H194ZM193 249V250H194ZM197 249V248H196ZM86 250H87V248H86ZM89 250V249H88ZM90 250H92V249H90ZM119 250V249H118ZM145 250V249H144ZM165 250H166V248H165ZM188 250V249H187ZM201 250V249H200ZM24 251V250H23ZM29 251H31V249L29 250ZM72 251H74L73 249H72ZM80 251V250H79ZM78 251V252H79ZM85 251V250H84ZM108 251H110V250H108ZM146 251V250H145ZM148 251V250H147ZM152 251V250H151ZM164 251V250H163ZM186 251V250H185ZM199 251V250H198ZM27 252H28V250H27ZM83 252V251H82ZM81 252V253H82ZM95 252V251H94ZM94 252H93V254H94ZM124 252V251H123ZM195 252V251H194ZM193 252V253H194ZM197 252V251H196ZM263 252V251H262ZM262 252L260 253V254H262ZM32 253V252H31ZM146 253V252H145ZM157 253V252H156ZM192 253V254H193ZM201 253V252H200ZM253 253V252H252ZM255 253V252H254ZM257 253V252H256ZM19 254H21V253H19ZM25 254H26V252H25ZM33 254V253H32ZM73 254V253H72ZM71 254V255H72ZM87 254V253H86ZM89 254H90V252H89ZM144 254V253H143ZM191 254V255H192ZM197 254H198V252H197ZM209 254V253H208ZM27 255V254H26ZM25 255V256H26ZM29 255H31V254H29ZM75 255V254H74ZM78 255V254H77ZM80 255V254H79ZM92 255V254H91ZM146 255H148V254H146ZM174 255V254H173ZM188 255H190V253L188 254ZM190 255V256H191ZM204 255V254H203ZM226 255V254H225ZM263 255V254H262ZM25 256H24V258H25ZM33 256H34V254H33ZM33 256H31V257H33ZM69 256V255H68ZM112 256V255H111ZM171 256V255H170ZM189 256V257H190ZM258 256H260V255H258L257 254V256H255V257H258ZM26 257H30V256H26ZM75 257V256H74ZM84 257V256H83ZM88 257V256H87ZM93 257V256H92ZM104 257V256H103ZM121 257V256H120ZM148 257V256H147ZM188 257V256H187ZM218 257V256H217ZM227 257V256H226ZM235 257V256H234ZM68 258V257H67ZM107 258V257H106ZM111 258V257H110ZM167 258V257H166ZM196 259H197V257H195ZM202 258V257H201ZM26 259V258H25ZM73 259V258H72ZM80 259H82V258H80ZM85 259H86V257H85ZM120 259H122V258H120ZM176 259V258H175ZM198 259H199V257H198ZM224 259V258H223ZM250 259V258H249ZM248 259V260H249ZM256 259V258H255ZM264 259V258H263ZM2 260V259H1ZM23 260V259H22ZM21 260V261H22ZM74 260V259H73ZM90 260V259H89ZM98 260V259H97ZM96 260V261H97ZM104 260V259H103ZM123 260H124V258H123ZM148 260V259H147ZM157 260V259H156ZM173 260V259H172ZM178 260V259H177ZM226 260H227V258H226ZM236 260H239V259H236ZM257 260V259H256ZM70 261V260H69ZM100 261V258H99V260H98V262ZM112 261V260H111ZM115 261V260H114ZM140 261V260H139ZM180 261V260H179ZM178 261V262H179ZM218 261V260H217ZM221 261V260H220ZM242 261V260H241ZM244 261V260H243ZM1 262V261H0ZM5 262V261H4ZM64 262V263H63ZM86 262V261H85ZM97 262V263H98ZM101 262V261H100ZM156 262V261H155ZM158 262V261H157ZM175 262H176V260H175ZM174 262V263H175ZM193 262V261H192ZM191 262V263H192ZM198 262V261H197ZM226 262V261H225ZM224 262V263H225ZM227 262H228V260H227ZM76 263V262H75ZM89 263V262H88ZM97 263H94V264H97ZM107 263V262H106ZM105 263V264H106ZM109 263H110V261H109ZM108 263V264H109ZM113 263V262H112ZM115 263V262H114ZM169 263V262H168ZM171 263V262H170ZM185 263V262H184ZM223 263V264H224ZM249 263V262H248ZM264 262L261 260V256H260V258H258V260H257V264H263ZM23 264V263H22ZM70 264V263H69ZM72 264H73V262H72ZM83 264V263H82ZM119 264V263H118ZM165 264V263H164ZM176 264V263H175ZM196 264V263H195ZM198 264V263H197ZM211 264V263H210ZM218 264V263H217ZM221 264V263H220ZM227 264V263H226ZM234 264V263H233ZM250 264V263H249ZM252 264V263H251Z\"/></svg>",
    "mask_w": 264,
    "mask_h": 264
}]
</instances>
